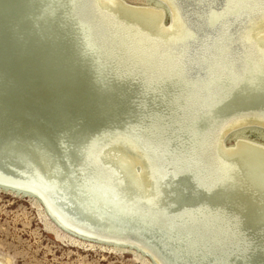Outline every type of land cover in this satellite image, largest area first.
<instances>
[{"label": "rangeland", "instance_id": "374dc122", "mask_svg": "<svg viewBox=\"0 0 264 264\" xmlns=\"http://www.w3.org/2000/svg\"><path fill=\"white\" fill-rule=\"evenodd\" d=\"M124 1L128 2V3L126 2L125 4H127V5L132 4L133 6L134 5L135 6H142V4L145 3V0H124ZM169 1H170L169 4L167 3L169 6L166 3L163 4L166 7V9L161 5H158V6H160L159 8H162V10L165 9V11H166L164 14L165 15L164 19H163V22H165V23L166 22L169 23L170 20H171V22L173 21V17L171 16L172 15V13H171L172 7L175 10V12L177 9H178L177 11L181 10L180 11L181 15H180V13L178 14L179 21L177 23V28L175 31L174 39H178V40L187 39V42L186 41L185 42L180 41L178 43V45L184 44L180 48H183L184 51L186 49V53H187L191 50L190 46H189L191 44V47H196L197 51H198L201 43L203 44L202 39H204V41L207 40V42L211 41L210 48L207 52V57H208L207 58L208 59L207 64H208V62L211 63V61L215 59V56L217 53L222 52L224 49L226 50V52L224 50L223 51L224 53L222 52L219 55L222 57L219 59V62H221L223 60L222 63H224V64H220V65L224 66L222 68V71H221L224 74L219 72L220 73V75H219V73H218V75L220 77L218 76L216 78L214 75L211 79V77L209 76L210 72H208L207 66H205V67L203 66V69L199 70L200 67L198 65H196L197 63L193 64V62H192L193 60H195V58H193V60L189 59L190 54H188L189 56L186 57V59L188 58L187 60L191 61V62L187 61L188 67L186 66L187 70L185 71V74L181 70L180 71H178V70L173 71L172 70L173 68L169 67V66H168V68H169L168 71L171 72V70H172L173 71L172 73L167 74L166 72H164V73L159 72V71H162V68L164 67V65H162L160 62H155L153 56L148 58L147 60H145L146 62L150 61V63H152V64H150V63L144 64L145 61L142 62V57L140 58V56H138L136 51L133 50L131 45H129L128 43H127L128 45L126 46V44H124V42L118 38H116L115 40L112 41L111 39L107 40L106 38L101 37V33L104 30V28H103L104 23L102 22L101 19L103 17L113 19V16L108 17V15H110V14L106 15V14H104V12L103 13L101 12L103 10L105 11V9H103V8L101 9L100 3H98L99 0H97V1L96 0H89V1L88 0H66V1L65 0H0V33H1V36H4V35L8 36V38L10 40V45H11L10 51H8L7 56L4 57V59H5V62L13 68L12 71L15 73V76L13 77V79H15V80L14 81L11 80L8 83V85L12 87L14 92H12L8 95H4L5 93L0 94V105H1L0 106V127H1L0 128L1 129L0 130V137H1L0 138V145H2V146H0V173H1L0 174V178H1L0 179V182H1L0 183V264H156V263L157 264H178V263L181 264L183 262L182 260H185L184 263H182V264H185V263L186 264H188V263L189 264H195V263L196 264H200V263L201 264H216V263L222 264L225 262H226L225 264H228V263L229 264H234V263L235 264H243L241 262H244L245 264H257V263L258 264H264V252H261L264 249V238H263L264 237V235H263L264 234V231H263L264 230V221H263V219L262 220L256 219V221H253V220L250 221L251 217H253L254 214L251 213V211H249V208H250L249 205L247 203L243 202L242 200H240L234 194L232 189H230L232 187L228 186V183L225 181L224 182L222 181V183L224 184V185H222L223 186L222 193H224L222 195L225 199L227 198L226 199L227 201H224V204L218 203V205H217V203L214 204L213 201H209V200L213 199L212 197H218L220 195V194H218V192L221 190L218 189L220 183H218L217 181L215 182V183H217V185L216 184L211 185V186L209 185V189H208L207 185L211 182L212 177H213L212 175L215 174L214 170H216V167L212 166L214 163H213V160L210 157V155L208 156V154L205 153L206 149H208V152H209V146L211 143L210 139H212V141L215 140L214 143L211 144L212 145L211 151L214 150V151H212L213 152L212 156H214L213 159H215V157L217 156L216 157L217 159H215L216 161L214 160L215 163H217V165L220 163V160L223 161L222 157L220 158L216 154V148H217L216 143H218L220 141V139L222 138V135H223L224 136L223 141H227L229 139L227 141L229 143L225 144L223 142V147L221 146L222 153L226 149L232 148L233 145H235L236 140L245 139L247 141H245V140L244 141L248 142L249 144L244 149L255 154L264 163V129H263L264 127L259 128L257 126L251 125V124H244V125H239L236 128H233L227 134L222 133L227 125H229V124L233 123V121L235 122L236 120H239V119L240 120H246V119H249L250 117H259L260 119H262L264 121V119H263V117H264V83L262 84V81L260 80L259 72L253 70V72H251L252 73L251 74L250 72H248L249 68H247L244 73L241 71L242 74L240 76H244V77L239 76V71L244 70L245 64L251 63V56H250L249 52H250V50H253L257 45L256 41L254 40V33H252L254 25L252 23L250 26H248L244 29V28H242L243 25L239 26V25L244 23L243 21H240L241 24H240V22L239 23L236 22L233 25L230 23L233 15H236L235 12L240 11L238 9H241V8H242V10H246V9H249V7L250 8L251 7H253V8L258 7L262 10V12H264V0H253V1H251V0H240V1L239 0H233V1L232 0H212V1L211 0H192V1L191 0H187V1H185V0H169ZM193 1H196L194 4H195V6L198 4L197 7L193 6L194 5ZM120 2H121V0H120ZM241 2H242V4H241ZM261 2H263V3L261 4ZM183 3H185V4H183ZM68 4H69V6H68ZM173 4H174V6L170 7V5H173ZM189 4H192V5H190V7H189ZM226 4H227V6H226ZM260 4L263 6V8H261L262 6H260ZM121 5H120L119 11L122 13H119V14H123V15L127 14ZM144 5L146 6V3ZM152 5L157 6L154 3ZM200 5H202V6H200ZM84 6H86V7H84ZM199 6L201 7L200 9H199ZM182 7H184V8H182ZM234 7H237V8H234ZM196 8H198V9H196ZM91 9L95 10V12L93 14L90 13ZM70 10H71V12H70ZM191 10H193V11H191ZM198 10H200V11H198ZM188 11H189V13H188ZM197 11L199 13H197ZM201 11H203V12H201ZM204 11L205 12L207 11L208 13H204ZM62 12H63V14H62ZM183 12H185L187 14H185V13L183 14ZM224 12H225V14H224ZM176 13H178V12H176ZM69 14L72 16H70ZM194 14H197V16ZM243 14H241V16ZM95 15L100 16V18L95 16ZM225 15H227V16H225ZM186 16L187 17L189 16L190 18H187ZM228 16H230V17H228ZM208 17L210 20H208ZM237 18L239 19L240 17H237ZM115 19L118 20L119 17L116 16ZM194 19L196 20V22L198 21L199 27H200V25H202L203 27L201 26L200 29L194 27V26H196V24L194 23L195 22ZM211 20H213L215 22H213ZM232 20H234V19H232ZM225 21H226V23H228L227 25H225L226 24ZM210 22L214 23L213 26H211L213 30L210 28L211 31L205 25L206 23H210ZM127 23L128 22L123 21V22H121V25L124 27V25H126V26L128 25ZM217 23H220V24H217ZM70 24H72V25H70ZM229 24H231L230 25L231 29L229 28L227 30V34L225 33L226 35L223 38H221V40H219V34L216 31H218L223 26H224V28L228 27ZM190 26H192L193 29ZM215 27H217V29H215ZM181 28H182L183 34H180V33H182L180 30ZM205 28L207 29V31ZM204 29L206 31L205 34L203 33ZM241 29H242V31H241ZM130 30H132V28H130ZM208 30L210 32H208ZM234 30L236 33H233ZM250 30H252V31H250ZM208 33H211V34L208 35ZM216 33L218 35H216ZM238 33H240V35ZM241 33H243V34H241ZM198 34H201V35H198ZM229 34H230V36H229ZM76 35L78 36V38ZM249 36H250V38H249ZM75 37H76V39H75ZM211 37H213V38L211 39ZM68 38L70 40H68ZM231 38H232V41H231ZM233 38L234 39L236 38L235 41ZM80 39H82V40H80ZM193 39H194V41H193ZM214 39H215V41L218 40L219 43H218V41L215 42ZM237 40H239V41L243 40V41L239 42ZM100 41H102V42H100ZM200 41H201V43H200ZM230 41H231V43H230ZM77 42L80 44H78ZM83 42H84V44H83ZM188 42H190V44ZM243 43H245V44L247 43V44L245 45ZM105 44H107V45H105ZM233 45H234V47H233ZM41 46H42V48H41ZM236 46L238 48H242V47H244V48L239 50ZM239 46H242V47H239ZM118 47L122 51L121 55L119 54L121 51L118 50ZM226 47L230 48V49H227ZM109 48H110V50H109ZM222 48H223V50H222ZM99 49H102V50H99ZM127 49L129 50V52H126ZM40 50L41 51L43 50L42 51L43 53L40 52ZM212 50H213V52H212ZM242 50L245 51V53ZM105 51H107V52H105ZM229 51H230V53H229ZM69 53H70V55H69ZM71 53H72V55H71ZM97 54H99L101 57ZM174 54L176 55V52H174ZM228 54H229V56H228ZM108 56H111V57L107 58ZM117 56H119V57L117 58ZM123 56H124V58H123ZM212 56H213V59L211 58ZM248 56H250V57H248ZM223 57H224V59H223ZM97 58H98V61H97ZM130 58H133V59H130ZM232 61H233V63H231V65L234 67H232L230 65V62H232ZM237 61H239V63ZM88 62H90V63H88ZM197 62H198V60H197ZM104 63H105V65H104ZM114 63H115V65H114ZM131 63H132V65H131ZM225 63H227V64H225ZM127 65L129 66V69H128ZM133 65H134V67H133ZM225 65H226V67H225ZM239 65H241V66H239ZM141 66H142V68H141ZM156 67H158V69ZM228 67L231 69L232 74L230 73V69ZM144 68L146 71L144 70ZM194 68H196V69H194ZM115 70H116V72H115ZM218 70H219V68H217V71ZM234 70H235V72H233ZM187 71L189 72V74L187 73ZM195 71H197V73ZM199 71H201V73ZM55 73H56V75H55ZM69 73H71V74H69ZM103 73H104V75H103ZM119 73H121V75ZM205 73H206V75H205ZM256 73H257V75H256ZM196 74L199 77H201V78L198 77L199 80L201 79L203 81V79L205 78L204 80L208 84L202 83L201 81L200 82L194 81V79H197ZM202 74H204V75H202ZM31 75H33V76H31ZM64 75H66V76H64ZM194 75L196 77H194ZM245 75H246V77H245ZM105 76H106V78H105ZM225 76H226V78H225ZM60 78H61V80H60ZM224 78H225V80H224ZM248 78L249 79L251 78V79L249 80ZM80 79H82V80H80ZM125 79H127V80L125 81ZM215 79L218 83L215 81ZM234 79L236 80V82ZM34 80H35V82H34ZM134 80L136 82H134ZM208 80H210L211 82ZM221 80L223 82H221ZM258 80H259V82H257ZM173 81H174V83H173ZM237 81L240 83L233 84L234 82L237 83ZM180 82L182 84H180ZM214 82H216V83H214ZM2 83H4V78L0 75V84H2ZM132 83L134 86L132 85ZM171 84H172L173 88H172ZM183 84H185L186 86H184ZM203 84L206 86H204ZM66 85H67V87H66ZM161 85H163V86H161ZM182 85H183V87H182ZM198 85H201V87H199ZM126 86H128V87H126ZM129 86H130V88H129ZM216 86L217 87L220 86V88L218 89ZM227 86H229L230 88L226 89ZM164 87L166 90L164 89ZM126 88H128L129 90L131 89V90L129 91ZM183 88H185V89L183 90ZM132 89H133V91H132ZM198 89L200 90L199 92H198ZM202 89L203 90L205 89V90L203 91ZM108 90H110V91H108ZM182 90H183V92H182ZM208 90H210V92ZM217 90H219V91H217ZM185 91L186 92L189 91V93L188 92L186 93ZM213 91L215 94L213 93ZM215 91H217L218 93ZM207 92L209 94H207ZM109 93H110V95H109ZM160 93L162 95H160ZM185 93L187 96L184 95ZM201 93L205 94L206 96H203ZM195 94H197V96ZM210 94L212 96H210ZM158 96H159V98H158ZM174 96L176 98H174ZM94 97L96 99H94ZM166 97H168V98H166ZM181 98H182V100H181ZM209 98L213 99V101L210 100ZM49 99H51V100H49ZM166 99H167V101L165 103L164 101ZM204 99H206V100H204ZM81 100H83V101H81ZM138 101L140 103H138ZM150 101H152V102H150ZM193 101H195V102L193 103ZM201 101H202V104H201ZM211 101H212V103L209 104ZM191 102L193 104H191ZM218 102H220V103H218ZM170 103L173 105H170ZM83 107H84V109H83ZM121 107H124V108H121ZM149 108L152 110H150ZM177 110L180 112H178ZM231 110H233V111H231ZM216 111H217V113H216ZM67 112H69V113H67ZM168 113H170V114H168ZM102 114H104V115H102ZM252 114H254V115H252ZM149 115H151V116H149ZM260 115H262V117ZM133 116H135V117H133ZM136 116H137V118H136ZM157 116H158V118L156 119ZM181 116H183L184 119ZM192 116H193V118H192ZM212 117H213V119H212ZM221 117L222 118L225 117V118H223L225 120L221 119ZM234 117H235V119H233ZM186 118L189 121L185 120ZM230 118H231V121H230ZM103 119L105 122L103 121ZM85 120H87V121L85 122ZM167 120H170V121H167ZM57 121H58V123H57ZM81 121H83V122H81ZM100 121L102 123L103 122L104 123L102 124ZM108 121H110V122H108ZM191 121H193V122H191ZM229 121H230V123H229ZM96 122H97V125H95ZM175 122H176V124H174ZM190 122L192 125L190 124ZM196 122H197V125H195ZM1 123H3V124H1ZM80 123L82 124V126ZM182 123H183V125H182ZM210 123H212V125H210ZM221 123H224V124H221ZM193 124L195 125V127ZM57 125H58V127H56ZM89 125H90V127H89ZM106 125H107V127H106ZM207 125H209V126H207ZM47 126H49V127H47ZM97 126L98 127L100 126V127L98 128ZM191 126H193V127H191ZM40 127H41V129H40ZM28 128H29V130H28ZM108 128H110V129H108ZM220 128H222V129H220ZM81 129H84V130H81ZM120 129H121V131H120ZM190 129H194V130H190ZM73 130H75V131H73ZM132 130H133V133H132ZM185 131H187V133ZM184 132L186 135L184 134ZM131 133L134 136H132ZM158 133H159V135H158ZM182 133H183V135H182ZM37 134H38V136H37ZM84 134H87V135L89 134L88 136H90V137L93 135H96V136H93L90 138ZM137 134H138V136H137ZM200 134H202V136ZM62 135H64V136H62ZM116 135H117V137H116ZM213 135H214V138H213ZM43 137H45V138H43ZM65 137H66V139H65ZM128 137H129V139H128ZM139 137L142 139V141L144 140L143 141L144 143H142V141ZM207 137H208V139H207ZM16 138L19 140H17ZM85 138H87V139H85ZM186 138H188L190 141ZM202 138H203V140H202ZM71 139H72V141H70ZM130 139H132L133 141ZM138 139H140V140H138ZM165 139H167V140L165 141ZM185 140H187V142ZM208 140H209V142H208ZM77 141L78 142L81 141V142L78 143ZM100 141L102 144L99 143ZM115 141L116 142L124 141L126 144L131 145L137 152H139L141 154L144 161L146 160L145 164L147 166L149 174L152 176V177L151 176L150 177H151V180L153 183V188L156 187L154 189L152 188L153 193L156 192V193L152 194L153 195L152 197L155 196L153 199L150 200V202L152 201V203H150L145 196H143V195L140 196L139 193H138V195H135L137 193L134 194L133 192L139 191L136 187H133L134 188L133 191L128 190V188L126 187L125 180H124L125 176H124L123 172H121V169L120 170L118 169L116 164L114 166L115 167V169H114V167H113L114 160L112 161V158L110 157V155H108L109 154L108 151H109V147L112 144H114ZM183 141H185L186 143H184ZM196 141H197V143H195ZM205 141L207 142V144ZM57 142L60 144H58ZM82 142L85 143L84 146H83V144H81ZM190 142H192V143H190ZM199 142H200V144H199ZM132 143H134L135 145ZM145 143H147V144H145ZM148 143H149V145H148ZM79 144H80V146H79ZM94 144H96V145H94ZM161 145H162V147H161ZM186 145H187V147H186ZM103 146L104 147L107 146V147L104 148ZM150 146L152 147V149ZM10 147H12V148H10ZM142 147H143V149H142ZM189 147H191V148H189ZM74 148L76 150H74ZM81 148H82V150L83 149H85V150L82 151V150H80ZM146 148H149L151 150L146 149ZM197 148L199 150H197ZM195 149H196V151H195ZM1 151H2V153H1ZM10 151H12V152H10ZM75 151H76V153H75ZM16 153H17V155H14ZM202 153H204V154H202ZM1 154H3V155H1ZM69 154H71V155H69ZM73 154H75V155L77 154L76 158H75V155H73ZM191 155L194 157H192ZM55 156H57V157L55 158ZM91 157H92V159H91ZM57 158L59 160H57ZM195 158H199V159H195ZM207 158H208V160H207ZM12 159H14V161ZM78 159H80V161L82 163ZM201 159L203 160L204 163L202 162ZM77 160L79 161V163ZM84 160H85V162H84ZM105 160L107 161L108 165L106 164ZM173 161H174V164H172ZM175 161H176V163H175ZM194 161L197 163H195ZM12 162H15L17 165L15 163H12ZM205 162L208 164V166ZM87 163H88V165H87ZM193 163H195V164H193ZM1 164H3L4 166ZM102 164H105V165H102ZM9 165H11V166H9ZM199 165H200V167H199ZM220 165H221V163H220ZM88 166H89V168H88ZM53 167H55V170ZM82 167H83V169H82ZM86 167H87V170H86ZM6 168H7V170H6ZM29 168H32L33 170L29 169ZM47 168H48V170H47ZM17 169H18V171H17ZM84 169L86 171H84ZM204 169H205V171H204ZM100 170H103L104 172L100 171ZM12 171H13V173H12ZM23 171H25V173ZM56 171H58L57 175H56ZM95 171H96V173H95ZM33 172H35V173H33ZM63 172H65V173H63ZM155 172L158 175H161V174H163V175L158 177ZM7 173H9V174H7ZM52 173L53 174L55 173V174L53 175ZM61 173H62V175H61ZM82 173L84 175H82ZM85 173L87 174L86 176H85ZM24 174L27 176H25ZM34 174H35V176H34ZM101 174L103 175L102 178H101ZM155 174L157 177L155 176ZM37 175H38V177H37ZM64 175H67V176H64ZM3 176H4V179H3ZM14 176H16V177H14ZM17 176H19V178H17ZM40 176H42V177L44 176L43 179ZM56 176H57V179L55 180ZM78 176H80V177H78ZM87 176H88V178H87ZM39 177H40V180H39ZM61 177H63V178H61ZM104 177H105V179H104ZM5 178H7V182H9V183L6 182ZM31 178H32V180H31ZM64 178L70 183L68 184V182H66V180ZM68 178H70L71 180L70 179L68 180ZM106 178H108V179H106ZM203 178H205V179H203ZM27 179H30V180L28 181ZM59 179H61L63 182ZM86 179H88L89 181L88 180L86 181ZM95 179H97V180H95ZM98 179L101 182H99ZM81 180L83 181L82 185L80 184V183H82ZM121 180H122V182H121ZM192 180H194L193 183H192ZM199 180H201V181H199ZM206 180L207 181L209 180V182L206 183L207 182ZM214 180H216V176H215ZM92 181H93L92 186H94V187H91V185H88V183L91 184ZM102 181H105V182H102ZM155 181L157 182V184ZM42 182H44V184ZM74 182H76V183H74ZM84 182H85V184H84ZM95 182H96V184H95ZM98 182L102 186H100L98 184ZM197 182H199V183H197ZM37 183H38V185H37ZM48 183H50V184H48ZM60 183H62V184H60ZM73 184H74V186H73ZM128 184H129L128 186H131V183H128ZM158 184L160 187L157 186ZM195 184H196V186H195ZM199 184H200V187H198ZM56 185L58 188L56 187ZM106 185L108 188L106 187ZM119 185H120V187H118ZM24 186H26V188ZM31 186L33 188H37V189H38L37 186H39L41 188V189L40 188L38 189L40 192H43V187H44V190L46 191L47 201L42 196L37 194L36 191L34 192L33 188ZM52 186H53V189L51 188ZM69 186H72V187L70 188ZM227 186H228V188H227ZM11 187H12V189H11ZM46 187H49V190ZM61 187H64V188H61ZM54 188H56L57 191ZM90 188H91V190H90ZM109 188H111V189H109ZM92 189L95 191V193L96 192L97 193L95 194L94 192H92L93 191ZM125 189L128 191H126ZM52 190L53 191L55 190L54 193ZM203 190H205V191H203ZM50 191H51V195H50ZM72 191H76V192H73L74 193L73 194V193H71ZM79 191H80V193H79ZM108 191L109 192L111 191V192L108 193ZM117 191L118 192L121 191V192L118 193ZM130 191H131V193H130ZM214 191H215V193H214ZM123 192H125V193H123ZM128 192L130 193V195ZM232 192H233V194H232ZM62 193H64V194H62ZM86 193H88V194H86ZM189 193H190V195H189ZM118 194H122V196H120V195L118 196ZM123 194H126L127 196L123 195ZM186 194H187V196H186ZM203 194L205 195L206 200H205ZM64 195L66 198L64 197ZM96 195H98V196H96ZM198 195H201V197H199ZM234 195H235V197H234ZM68 196L69 197L71 196L72 198H69ZM107 196H109V197H107ZM138 196H139V198H138ZM160 196H161V198H160ZM60 197H61V199H60ZM119 197L120 198L122 197V200ZM126 197H127V200H126ZM157 197L160 199H157ZM185 197H187V198L185 199ZM155 198H156V200H155ZM199 198H201L202 200L204 198V201L200 202L202 204L199 203V201H201V199H199ZM141 199H143V200L146 199V200H144L145 201L144 202ZM161 199L163 202L159 201ZM187 199H189V200H187ZM195 199L197 200V202L195 201ZM198 199H199V201H198ZM44 200L46 203L44 202ZM52 200H53V202H52ZM117 200H118V202H120L121 209H120V206H119V203L117 202ZM153 200H154V202H153ZM70 201H72V202L70 203ZM140 201L141 202L143 201L142 202L143 204ZM205 201L208 202V205ZM47 202H48V204H49V202L52 203L53 205L51 204V206H57L60 209V212L62 213V216H64L65 219H66V217L67 218L69 217V219L73 220L72 222H75V221L77 222L78 220L80 222L79 221H78V223L75 222V225H76L75 228L74 227L72 228L71 226L66 225V222L63 219L60 218V220H59V218H57L56 214H54L55 212L52 213L53 211L51 209V206L49 207ZM58 202L62 205H60ZM110 202H113L112 205ZM125 202L127 205L125 204ZM128 202L130 203V205ZM138 202H140V203H138ZM192 202H193V204H192ZM80 203L81 204L83 203V204L80 205ZM114 203L115 204L117 203V204L114 205ZM195 203H197L196 204L197 206L195 205ZM210 203H212V204H210ZM64 204H66V205H64ZM71 204H72V207H71ZM159 204L161 206L158 207ZM188 204H190V206ZM225 204L227 207L224 206ZM143 205H145V206L143 207ZM169 205H170V207H169ZM209 205H211V206H209ZM61 206L64 207L65 210ZM69 206L71 207V209ZM151 206H152V209H150ZM222 206L224 208H222ZM65 207H67V208L69 207V209L71 211L66 209ZM73 207L75 210L73 209ZM83 207H85V208H83ZM200 207H202V208H200ZM78 208H81V209H78ZM181 208H182V210H181ZM191 208H193L194 210ZM234 208H236V209H234ZM205 209L207 211H205ZM48 210H49V212H48ZM72 210H74V211H72ZM190 210L191 211L193 210L196 213L190 212ZM198 210H200V211L202 210V211L200 212ZM90 211H92V212H90ZM113 211H114V213H113ZM69 212H70V214H69ZM89 212H90V214H89ZM122 212H123V214H122ZM134 212H135V214H134ZM140 212H141V214H140ZM160 212L162 214H159ZM124 213H125V215H124ZM169 213H171L172 215ZM199 213H202V214L200 215ZM88 214L90 215V217H88ZM166 214H167V216H166ZM208 214L210 216H208ZM239 214H240V216H239ZM133 215H135V216L132 217ZM141 215H142V217H141ZM185 215H188V216H185ZM192 215L194 217H192ZM101 216H103V217H101ZM86 217H88V218H86ZM136 217H137V220H136ZM169 217H170V219H169ZM75 218H77V219L79 218V219L77 220ZM95 218H97V219H95ZM190 218L191 219L193 218L194 220H191ZM205 218H206V220H205ZM91 219H92V221H91ZM148 219H150V220H148ZM248 219H249V221H248ZM95 220H97V221L94 222ZM212 220H213V222H212ZM225 220H226V222H225ZM237 220H239V221L236 222ZM101 221L103 222V226H101L102 225ZM177 221H178V223H177ZM179 221H182V224L183 223L184 224L181 226V224H180L181 222H179ZM205 221H207L208 223L206 222L207 224H205ZM85 222L87 223V225ZM98 222H100V223L98 224ZM108 222L110 223L111 226L109 225ZM155 222L157 223V225L155 224ZM151 223H152V225H151ZM243 223H245V224H243ZM126 224H128V225H126ZM198 224H200V225L202 224L201 225L202 228H201V226L199 227ZM214 224H215V226H214ZM223 224H225V225H223ZM238 224H240V225H238ZM241 224L243 226H241ZM146 225L148 227H146ZM155 225H156V227H155ZM195 225L196 226L198 225V226L196 227ZM205 225H206L207 229L205 228ZM80 226L82 227V229ZM174 226H176V227H174ZM79 227H80V229H79ZM86 227L90 228L91 230L87 229ZM104 227H105V230H104ZM116 227H118V228H116ZM193 227H194V229H193ZM230 227H232V228L230 229ZM244 227L248 232L245 231ZM77 228L79 231L77 230ZM122 228H123V230H122ZM160 228H162V229H160ZM209 228H210V230H209ZM212 228H213V230H212V232H210ZM98 229H100V230L102 229V230L100 231ZM190 229H191V231H190ZM198 229L200 231H198ZM150 230H151V233H150ZM153 230H154V232L155 231L156 232L152 233ZM182 230H185V231H182ZM224 230H226V231L224 232ZM75 231L78 233H75ZM98 231H100V232L98 233ZM162 231H163V233H158V232H162ZM167 231H169V232H167ZM175 231H177V233ZM188 231H190V232H188ZM238 231H240V232H238ZM81 232H82V234H81ZM84 232H85V234H84ZM123 232H124V234H123ZM184 232H186L187 234ZM175 233L177 236L175 235ZM216 233H217V235H216ZM148 234H149V236H148ZM165 234H166V236H165ZM244 234H245V236H244ZM92 235H94V236H92ZM219 235H221V236L219 237ZM222 235L224 238L222 237ZM235 235H237V238ZM241 235L244 238H242ZM258 235H261L262 238ZM108 236H110V237H108ZM157 236H160V237H157ZM225 236H227L228 239ZM249 236L251 238H249ZM179 237H180V241H178ZM110 238H111V240H110ZM160 238H162L163 241ZM165 238L167 240H165ZM175 239H177V241ZM191 239H195V240H191ZM196 239H199L200 241L196 240ZM207 239H208V241H207ZM251 240H254V241H251ZM101 241H103V242H101ZM115 241H116V243H115ZM136 241H138V242H136ZM171 241L173 243V246H172ZM210 241H211V243H210ZM220 241H221V243H219ZM261 241H263V242L261 243ZM129 242H130V244H129ZM139 242L140 243L142 242V244H139ZM158 242H159V244H158ZM191 242L193 243L192 245H191ZM254 242H256V243L258 242V243L256 244ZM259 242L261 245H259ZM162 243H164V245H162ZM182 243H184L185 245ZM241 243H244V244H241ZM123 244H125V245L123 246ZM132 244H133V246H132ZM186 244H187V247H186ZM212 244H214V245L212 246ZM238 244L239 245L241 244V245L239 246ZM176 245H177V247H176ZM179 245H180V247H179ZM249 246H251V247H249ZM254 246H255V248H253ZM128 247H129V249H128ZM175 247L177 248L176 250H175ZM188 247H190V250ZM210 247L211 248L214 247L213 248L214 250L211 249ZM222 247H223V249H221ZM145 248H146V250H145ZM229 248H230V250H229ZM234 248H236V249H234ZM194 249H196L197 251ZM217 249L220 251H218ZM251 250L254 251L255 254ZM257 251H258V253H257ZM221 252H223V253H221ZM180 253H182V254H180ZM218 253H220L221 255H219ZM230 253H232L234 256ZM245 253L248 255H245ZM256 253H257V255H256ZM188 254L192 259L190 257L188 258V256H187ZM163 255H165V256H163ZM205 255H207V256H205ZM175 256H177V258ZM209 256H210V258H209ZM213 257H215L214 258L215 261H214ZM261 257H263V258H261ZM187 259H189L190 261L189 260L187 261ZM217 260H219L221 262H218ZM206 261H207V263H206ZM261 262H263V263H261Z\"/></svg>", "mask_w": 264, "mask_h": 264}, {"label": "bare ground", "instance_id": "6f19581e", "mask_svg": "<svg viewBox=\"0 0 264 264\" xmlns=\"http://www.w3.org/2000/svg\"><path fill=\"white\" fill-rule=\"evenodd\" d=\"M66 1V0H65ZM89 1V0H88ZM97 1V0H96ZM185 1H187V0H185ZM192 1V0H191ZM212 1V0H211ZM233 1V0H232ZM240 1V0H239ZM251 1H253V0H251ZM73 2V1H72ZM82 2V1H81ZM127 2V1H126ZM124 0H121V2H120V0L118 1V0H99V2L98 3H100V6H101V9L103 8V9H105V11L103 10V11H101L102 13L104 12V14H106V15H108V14H110V15H108V17L109 16H113V19H109V18H106V17H103L101 20H102V22L104 23V30H103V32L101 33V37H103V38H106L107 40H115L116 38H118V39H120V40H122L123 42H124V44H126V46L129 44V45H131V47H132V49L133 50H135L136 51V53L138 54V56H140V58L142 57V62H144L145 60H147L148 58H150V57H154V60H155V62H160L162 65H164V67L162 68V71H159V72H166L167 74L168 73H172L173 71H175V70H178V71H182V72H184V74H185V71L187 70L186 69V66L188 65L187 63L188 62H191V61H188L187 59H186V57H188L189 55L188 54H190V56H189V59H191V60H193V58H195V60L197 59L198 60V62H197V60L195 61V60H193L192 62H193V64H195V63H197L196 65H198L200 68H199V70L200 69H203V66L205 67V66H207L208 67V72H210V74H209V76L211 77V79H212V77L215 75V77L217 78L219 75H220V73L219 72H221L222 71V68L224 67L223 65H220V64H224V63H222V61L221 62H219V59L220 58H222L221 56H219L224 50H223V48H222V52H220V53H217L216 54V56H215V59L214 60H212L211 61V63H209L208 62V64H207V61H208V57H207V52H208V50H209V48H210V45H211V41L209 42H207V40H205L204 41V39H202L203 40V44L201 43V41H200V43H201V45H200V47H199V50L197 51V48L196 47H191V44H190V42H188L190 45V51L189 52H187L186 53V49H185V51H184V49L183 48H180V47H182V45H184V44H182V45H178V43L180 42V41H183V42H187V39H184V40H178V39H174V37H175V31H176V28H177V23H178V21H179V18H178V14L180 13V11L181 10H179V11H177L176 10V12H178V13H176L175 12V10L173 9V7H172V9H171V13H172V17H173V21L171 22V20H170V22L169 23H165V22H163V19H164V14H165V9H166V7L163 5V4H169V0H145V3H146V6L144 5V4H142V6H133L132 4H125L126 3ZM174 2V1H173ZM184 2V1H183ZM196 1H193V4L195 3ZM235 2V1H234ZM250 2V1H249ZM255 2V1H254ZM128 3V2H127ZM156 4L157 6H153L152 4ZM177 3V2H176ZM187 3V2H186ZM192 3V2H191ZM223 3V2H222ZM258 3V2H257ZM263 2H261V4H262ZM65 4V3H64ZM81 4V3H80ZM122 4V5H121ZM167 4V5H168ZM172 4V3H171ZM183 4H185V3H183ZM188 4V3H187ZM200 4V3H199ZM235 4V3H234ZM238 4V3H237ZM241 4H242V2H241ZM249 4V3H248ZM260 4V6H262ZM120 5L123 7V9H124V11L127 13V14H119V13H122V12H120L119 11V9H120ZM158 5H161V6H163L165 9L164 10H162V8H159L160 6H158ZM182 5V4H181ZM180 5V6H181ZM190 5H192V4H189V7H190ZM198 5V4H197ZM197 5L195 6V4L193 5V6H195V7H197ZM205 5V4H204ZM207 5V4H206ZM68 6H69V4H68ZM169 6V5H168ZM171 6H174V4L173 5H170V7ZM176 6V5H175ZM200 6H202V5H200ZM199 6V9L201 8ZM226 6H227V4H226ZM250 6V5H249ZM84 7H86V6H84ZM99 7V6H98ZM192 7V6H191ZM255 7V6H254ZM180 8V7H179ZM182 8H184V7H182ZM234 8H237V7H234ZM261 8H263V6L261 7ZM69 9V8H68ZM97 9V8H96ZM190 9V8H189ZM196 9H198V8H196ZM233 9V8H232ZM67 10V9H66ZM65 10V11H66ZM202 10V9H201ZM204 10V9H203ZM213 10V9H212ZM221 10V9H220ZM219 10V11H220ZM238 10H240V11H237V12H235V14L236 15H233V17L231 18V24L233 25V24H235L236 22H240V21H243L244 23L243 24H241V22H240V24L241 25H239V26H242V28H246V27H248V26H250L252 23H253V32L252 33H254V40L256 41V47L253 49V50H250V52H249V54H250V56H251V63L249 64V63H247V64H245V68H244V70H240L239 71V76L242 74L241 73V71L244 73L245 71H246V69L247 68H249L248 69V72H253V70H255V71H258L259 72V74H260V80L262 81V84L264 83V12H262V10L260 9V8H258V7H255V8H253V7H249V9H246V10H242V8L241 9H238ZM64 11V12H65ZM79 11V10H78ZM183 11V10H182ZM191 11H193V10H191ZM198 11H200V10H198ZM197 11V13H199ZM209 11V10H208ZM217 11V10H216ZM27 12V11H26ZM70 12H71V10H70ZM95 12V10H90V13H94ZM201 12H203V11H201ZM218 12V11H217ZM74 13V12H73ZM98 13V12H97ZM185 12H183V14H184ZM188 13H189V11H188ZM204 13H208L207 11L205 12L204 11ZM213 13V12H212ZM216 13V12H215ZM219 13V12H218ZM244 13V14H243ZM62 14H63V12H62ZM77 14V13H76ZM75 14V15H76ZM118 14V15H117ZM169 14V13H168ZM185 14H187V13H185ZM224 14H225V12H224ZM227 14V13H226ZM241 14H243L242 16H241ZM32 15V14H31ZM70 15V14H69ZM180 15H181V13H180ZM194 15H196L197 16V14H194ZM206 15V14H205ZM204 15V16H205ZM216 15V14H215ZM218 15V14H217ZM33 16V15H32ZM54 16V15H53ZM66 16V15H65ZM70 16H72V15H70ZM95 16H97V17H99L100 18V16H98V15H95ZM119 17V19L118 20H116L115 19V17ZM225 16H227V15H225ZM231 16V15H230ZM230 16H228V17H230ZM69 17V16H68ZM185 17V16H184ZM187 17V16H186ZM194 17V16H193ZM199 17V16H198ZM237 17H240L239 19L237 18ZM74 18V17H73ZM183 18V17H182ZM187 18H190L189 16L187 17ZM197 18V17H196ZM195 18V19H196ZM201 18V17H200ZM212 18V17H211ZM223 18V17H222ZM172 19V18H171ZM194 19V20H195ZM226 19V18H225ZM224 19V20H225ZM228 19V18H227ZM232 19H234V20H232ZM258 19V20H257ZM95 20V19H94ZM206 20V19H205ZM208 20H210L209 19V17H208ZM221 20V19H220ZM68 21V20H67ZM97 21V20H96ZM100 21V20H99ZM123 21H126V22H128L127 24V26L126 25H124V27L121 25V22H123ZM211 21H213V20H211ZM230 21V20H229ZM65 22V21H64ZM71 22V21H70ZM69 22V23H70ZM207 22V21H206ZM209 22V21H208ZM213 22H215V21H213ZM218 22V21H217ZM195 24H196V26H194V27H196V28H198V29H200L201 28V26L202 25H200V27H199V23H198V21L196 22V20H195V22H194ZM211 23V22H210ZM207 23L208 25H207V27L210 29H212V27L211 26H213V24L214 23ZM225 23H226V21H225ZM246 23V24H245ZM76 24V23H75ZM217 24H220V23H217ZM223 24V23H222ZM228 23H226L225 25H227ZM231 24H229V26L228 27H226V28H224V26L223 27H221L218 31H216L218 34H219V40H221V38H223L226 34H227V30L230 28V25ZM61 25V24H60ZM68 25V24H67ZM70 25H72V24H70ZM69 25V26H70ZM80 26V25H79ZM205 26V25H204ZM218 26V25H217ZM222 26V25H221ZM92 27V26H91ZM134 27V28H133ZM191 28H192V26H190ZM189 27V28H190ZM203 27V26H202ZM233 27V26H232ZM30 28V27H29ZM75 28V27H74ZM86 28V27H85ZM130 28H132V30H130ZM219 28V27H218ZM236 28V27H235ZM84 29V28H83ZM90 29V28H89ZM193 29V28H192ZM197 29V30H198ZM206 29V28H205ZM205 29H204V34H205V32L207 31V29H206V31H205ZM211 29H210V31H211ZM215 29H217V27H215ZM231 29V28H230ZM237 29V28H236ZM240 29V28H239ZM181 30V32H182V28L180 29ZM213 30V29H212ZM92 31V30H91ZM196 31V30H195ZM199 31V30H198ZM203 31V30H202ZM209 30H208V32H210ZM230 31V30H229ZM241 31H242V29H241ZM250 31H252V30H250ZM82 32V31H81ZM187 32V31H186ZM213 32V31H212ZM231 32V31H230ZM65 33V32H64ZM75 33V32H74ZM86 33V32H85ZM97 33V32H96ZM198 33V32H197ZM200 33V32H199ZM215 33V32H214ZM216 33V35H218ZM226 33V34H225ZM229 33V32H228ZM233 33H236L235 32V30H234V32ZM73 34V33H72ZM95 34V33H94ZM180 34H183V32L182 33H180ZM179 34V35H180ZM202 34V33H201ZM201 34H198V35H201ZM207 34V33H206ZM209 34H211V33H208V35ZM239 35H240V33H238ZM241 34H243V33H241ZM84 35V34H83ZM197 35V36H198ZM77 36V35H76ZM181 36V35H180ZM193 36V35H192ZM207 36V35H206ZM213 36V35H212ZM229 36H230V34H229ZM32 37V36H31ZM84 37V36H83ZM194 37V36H193ZM199 37V36H198ZM201 37V36H200ZM204 37V36H203ZM210 37V36H209ZM241 37V36H240ZM77 38H78V36H77ZM88 38V37H87ZM202 38V37H201ZM213 37H211V39H212ZM227 38V37H226ZM229 38V37H228ZM249 38H250V36H249ZM73 39V38H72ZM75 39H76V37H75ZM74 39V40H75ZM83 39V38H82ZM82 39H80V40H82ZM196 39V38H195ZM206 39V38H205ZM234 39V38H233ZM236 39V38H235ZM235 39H234V41H235ZM68 40H70L69 38H68ZM105 40V39H104ZM228 40V39H227ZM253 40V41H254ZM103 41V40H102ZM102 41H100V42H102ZM193 41H194V39H193ZM214 41H215V39H214ZM218 40H216L215 42H217ZM224 41V40H223ZM222 41V42H223ZM231 41H232V38H231ZM231 41H230V43H231ZM237 41H239V40H237ZM236 41V42H237ZM241 41H243V40H240L239 42H241ZM238 42V43H239ZM47 43V42H46ZM72 43V42H71ZM78 43V42H77ZM104 43V42H103ZM128 43V44H127ZM214 43V42H213ZM218 43H219V41H218ZM227 43V42H226ZM235 43V42H234ZM45 44V43H44ZM54 44V43H53ZM78 44H80V43H78ZM83 44H84V42H83ZM91 44V43H90ZM99 44V43H98ZM120 44V43H119ZM217 44V43H216ZM215 44V45H216ZM224 44V43H223ZM222 44V45H223ZM243 44H245V43H243ZM242 44V45H243ZM247 44V43H246ZM245 44V45H246ZM42 45V44H41ZM70 45V44H69ZM105 45H107V44H105ZM228 45V44H227ZM253 45V44H252ZM47 46V45H46ZM50 46V45H49ZM100 46V45H99ZM121 46V45H120ZM197 46V45H196ZM199 46V45H198ZM226 46V45H225ZM224 46V47H225ZM229 46V45H228ZM249 46V45H248ZM74 47V46H73ZM117 47V46H116ZM223 47V46H222ZM233 47H234V45H233ZM237 47V46H236ZM235 47V48H236ZM239 47H242V46H239ZM40 48V47H39ZM41 48H42V46H41ZM47 48V47H46ZM56 48V47H55ZM99 48V47H98ZM101 48V47H100ZM214 48V47H213ZM227 48V47H226ZM238 48V47H237ZM244 47H242V48H238L239 50L240 49H243ZM36 49V48H35ZM104 49V48H103ZM215 49V48H214ZM227 49H230V48H227ZM233 49V48H232ZM237 49V50H238ZM69 50V49H68ZM80 50V49H79ZM78 50V51H79ZM99 50H102V49H99ZM98 50V51H99ZM109 50H110V48H109ZM115 50V49H114ZM118 50H120V48L118 47ZM126 50V49H125ZM216 50V49H215ZM236 50V49H235ZM238 50V51H239ZM43 51V50H42ZM41 50H40V52H42ZM58 51V50H57ZM83 51V50H82ZM113 51V50H112ZM121 51V50H120ZM218 51V50H217ZM243 51V50H242ZM62 52V51H61ZM101 52V51H100ZM105 52H107V51H105ZM115 52V51H114ZM126 52H129V50L127 49V51ZM155 52V53H154ZM174 52H176V55L174 54ZM212 52H213V50H212ZM215 52V51H214ZM219 52V51H218ZM225 52H226V50H225ZM233 52V51H232ZM244 53H245V51H243ZM242 52V53H243ZM43 53V52H42ZM92 53V52H91ZM111 53V52H110ZM121 53H122V51L119 53L120 55H121ZM135 53V54H136ZM224 53V52H223ZM229 53H230V51H229ZM59 54V53H58ZM100 54V53H99ZM99 54H97V55H99ZM102 54V53H101ZM134 54V55H135ZM211 54V53H210ZM214 54V53H213ZM239 54V53H238ZM63 55V54H62ZM69 55H70V53H69ZM71 55H72V53H71ZM225 55V54H224ZM236 55V54H235ZM54 56V55H53ZM66 56V55H65ZM88 56V55H87ZM100 56V55H99ZM98 56V57H99ZM105 56V55H104ZM115 56V55H114ZM113 56V57H114ZM196 56V57H195ZM214 56V55H213ZM213 56L211 57L212 59H213ZM219 56V57H218ZM228 56H229V54H228ZM240 56V55H239ZM244 56V55H243ZM250 56H248V57H250ZM101 57V56H100ZM109 57H111V56H108L107 58H109ZM119 56H117V58H118ZM122 57V56H121ZM131 57V56H130ZM210 57V56H209ZM225 57V56H224ZM224 57H223V59H224ZM232 57V56H231ZM45 58V57H44ZM50 58V57H49ZM123 58H124V56H123ZM135 58V57H134ZM138 58V57H137ZM210 58V59H211ZM33 59V58H32ZM63 59V58H62ZM86 59V58H85ZM96 59V58H95ZM130 59H133V58H130ZM217 59V60H216ZM226 59V58H225ZM228 59V58H227ZM234 59V58H233ZM66 60V59H65ZM103 60V59H102ZM118 60V59H117ZM123 60V59H122ZM138 60V59H137ZM152 60V59H151ZM153 60V61H154ZM229 60V59H228ZM249 60V59H248ZM247 60V61H248ZM62 61V60H61ZM68 61V60H67ZM88 61V60H87ZM97 61H98V58H97ZM100 61V60H99ZM107 61V60H106ZM113 61V60H112ZM121 61V60H120ZM188 61V62H187ZM225 61V60H224ZM231 61V60H230ZM240 61V60H239ZM239 61H237L238 63H239ZM63 62V61H62ZM245 62V61H244ZM49 63V62H48ZM70 63V62H69ZM88 63H90V62H88ZM118 63V62H117ZM146 63H150V61H145L144 62V64H146ZM231 63H233V61L232 62H230V65H231ZM58 64V63H57ZM143 64V63H142ZM150 64H152V63H150ZM192 64V63H191ZM225 64H227V63H225ZM229 64V63H228ZM102 65V64H101ZM104 65H105V63H104ZM114 65H115V63H114ZM113 65V66H114ZM122 65V64H121ZM131 65H132V63H131ZM130 65V66H131ZM136 65V64H135ZM141 65V64H140ZM219 65V66H218ZM229 65V66H230ZM237 65V64H236ZM96 66V65H95ZM108 66V65H107ZM120 66V65H119ZM128 66V65H127ZM138 66V65H137ZM147 66V65H146ZM168 66L169 67H172L173 69V71L171 70V72L170 71H168ZM197 66V67H198ZM232 66V65H231ZM239 66H241V65H239ZM52 67V66H51ZM57 67V66H56ZM55 67V68H56ZM83 67V66H82ZM98 67V66H97ZM102 67V66H101ZM133 67H134V65H133ZM188 67V66H187ZM190 67V66H189ZM225 67H226V65H225ZM232 67H234V66H232ZM231 67V68H232ZM50 68V67H49ZM65 68V67H64ZM76 68V67H75ZM111 68V67H110ZM116 68V67H115ZM125 68V67H124ZM131 68V67H130ZM141 68H142V66H141ZM140 68V69H141ZM157 69H158V67H156ZM217 68H219V70L217 71ZM229 68V67H228ZM98 69V68H97ZM128 69H129V66H128ZM132 69V68H131ZM151 69V68H150ZM194 69H196V68H194ZM193 69V70H194ZM230 69V68H229ZM235 69V68H234ZM252 69V70H251ZM53 70V69H52ZM58 70V69H57ZM60 70V69H59ZM108 70V69H107ZM111 70V69H110ZM117 70V69H116ZM116 70H115V72H116ZM120 70V69H119ZM135 70V69H134ZM138 70V69H137ZM144 70H145V68H144ZM143 70V71H144ZM224 70V69H223ZM101 71V70H100ZM127 71V70H126ZM131 71V70H130ZM136 71V70H135ZM146 71V70H145ZM154 71V70H153ZM206 71V70H205ZM37 72V71H36ZM50 72V71H49ZM71 72V71H70ZM77 72V71H76ZM79 72V71H78ZM84 72V71H83ZM107 72V71H106ZM121 72V71H120ZM177 72V71H176ZM196 73H197V71H195ZM200 73H201V71H199ZM233 72H235V70L233 71ZM51 73V72H50ZM54 73V72H53ZM110 73V72H109ZM136 73V72H135ZM187 73L189 74V72L187 71ZM186 73V74H187ZM218 73H219V75H218ZM222 73V72H221ZM230 73H231V69H230ZM69 74H71V73H69ZM99 74V73H98ZM106 74V73H105ZM118 74V73H117ZM120 75H121V73H119ZM199 74V73H198ZM222 74H224V73H222ZM226 74V73H225ZM232 74V73H231ZM235 74V73H234ZM252 74V73H251ZM35 75V74H34ZM55 75H56V73H55ZM78 75V74H77ZM103 75H104V73H103ZM108 75V74H107ZM157 75V74H156ZM202 75H204V74H202ZM205 75H206V73H205ZM229 75V74H228ZM247 75V74H246ZM246 75H245V77H246ZM249 75V74H248ZM256 75H257V73H256ZM31 76H33V75H31ZM64 76H66V75H64ZM85 76V75H84ZM117 76V75H116ZM129 76V75H128ZM127 76V77H128ZM140 76V75H139ZM150 76V75H149ZM193 76V75H192ZM191 76V77H192ZM196 76H197V79H194V81H196V82H202V83H206V81L203 79V81L200 79H198V75L196 74ZM195 75H194V77H196ZM208 76V77H209ZM252 76V75H251ZM46 77V76H45ZM53 77V76H52ZM136 77V76H135ZM142 77V76H141ZM153 77V76H152ZM170 77V76H169ZM179 77V76H178ZM220 77V76H219ZM224 77V76H223ZM228 77V76H227ZM240 77H244V76H240ZM257 77V76H256ZM62 78V77H61ZM61 78H60V80H61ZM105 78H106V76H105ZM117 78V77H116ZM115 78V79H116ZM133 78V77H132ZM168 78V77H167ZM187 78V77H186ZM199 78H201V77H199ZM225 78H226V76H225ZM225 78H224V80H225ZM229 78V77H228ZM236 78V77H235ZM64 79V78H63ZM83 79V78H82ZM82 79H80V80H82ZM104 79V78H103ZM118 79V78H117ZM134 79V78H133ZM136 79V78H135ZM207 79V78H206ZM230 79V78H229ZM233 79V78H232ZM231 79V80H232ZM241 79V78H240ZM246 79V78H245ZM249 79V78H248ZM251 79V78H250ZM249 79V80H250ZM38 80V79H37ZM43 80V79H42ZM52 80V79H51ZM127 79H125V81H126ZM165 80V79H164ZM218 80V79H217ZM220 80V79H219ZM223 80V79H222ZM221 80V82H223ZM228 80V79H227ZM235 80V79H234ZM53 81V80H52ZM69 81V80H68ZM141 81V80H140ZM153 81V80H152ZM192 81V80H191ZM208 81H210V80H208ZM213 81V80H212ZM215 81H216V79H215ZM239 81V80H238ZM237 81V83H235L236 82V80H235V82L233 83V84H238V83H240V82H238ZM244 81V80H243ZM34 82H35V80H34ZM44 82V81H43ZM49 82V81H48ZM134 82H136L135 80H134ZM155 82V81H154ZM161 82V81H160ZM182 82V81H181ZM180 82V84H182ZM211 82V81H210ZM209 82V83H210ZM217 82V81H216ZM216 82H214V83H216ZM220 82V81H219ZM242 82V81H241ZM245 82V81H244ZM257 82H259V80L257 81ZM61 83V82H60ZM79 83V82H78ZM82 83V82H81ZM84 83V82H83ZM126 83V82H125ZM158 83V82H157ZM169 83V82H168ZM173 83H174V81H173ZM172 83V84H173ZM179 83V82H178ZM192 83V82H191ZM218 83V82H217ZM225 83V82H224ZM246 83V82H245ZM249 83V82H248ZM53 84V83H52ZM62 84V83H61ZM73 84V83H72ZM95 84V83H94ZM108 84V83H107ZM152 84V83H151ZM172 84H171V86H172ZM187 84V83H186ZM199 84V83H198ZM201 84V83H200ZM206 84H208V83H206ZM213 84V83H212ZM223 84V83H222ZM228 84V83H227ZM259 84V83H258ZM50 85V84H49ZM87 85V84H86ZM124 85V84H123ZM132 85H133V83H132ZM160 85V84H159ZM168 85V84H167ZM170 85V84H169ZM184 86H186L185 84H183ZM183 85H182V87H183ZM202 85V84H201ZM201 85H198L199 87H201ZM204 85V84H203ZM19 86V85H18ZM56 86V85H55ZM71 86V85H70ZM91 86V85H90ZM89 86V87H90ZM106 86V85H105ZM134 86V85H133ZM132 86V87H133ZM161 86H163V85H161ZM204 86H206V85H204ZM210 86V85H209ZM208 86V87H209ZM212 86V85H211ZM215 86V85H214ZM226 86V85H225ZM66 87H67V85H66ZM126 87H128V86H126ZM207 87V88H208ZM217 87V86H216ZM42 88V87H41ZM63 88V87H62ZM61 88V89H62ZM94 88V87H93ZM96 88V87H95ZM98 88V87H97ZM102 88V87H101ZM116 88V87H115ZM129 88H130V86H129ZM172 88H173V86H172ZM186 88V87H185ZM185 88H183V90L185 89ZM192 88V87H191ZM204 88V87H203ZM210 88V87H209ZM212 88V87H211ZM218 89L220 88V86H218L217 87ZM228 88H230L229 86H227V88L226 89H228ZM34 89V88H33ZM53 89V88H52ZM69 89V88H68ZM73 89V88H72ZM107 89V88H106ZM126 89H128V88H126ZM163 89V88H162ZM164 89H165V87H164ZM181 89V88H180ZM201 89V88H200ZM225 89V88H224ZM37 90V89H36ZM70 90V89H69ZM99 90V89H98ZM125 90V89H124ZM129 90V89H128ZM131 90V89H130ZM129 90V91H130ZM166 90V89H165ZM179 90V89H178ZM183 90H182V92H183ZM203 90V89H202ZM205 90V89H204ZM203 90V91H204ZM216 90V89H215ZM222 90V89H221ZM51 91V90H50ZM58 91V90H57ZM62 91V90H61ZM68 91V90H67ZM71 91V90H70ZM88 91V90H87ZM97 91V90H96ZM108 91H110V90H108ZM118 91V90H117ZM122 91V90H121ZM132 91H133V89H132ZM168 91V90H167ZM176 91V90H175ZM181 91V90H180ZM200 90L198 89V92H199ZM207 91V90H206ZM209 92H210V90H208ZM212 91V90H211ZM217 91H219V90H217ZM217 91H215V92H217ZM224 91V90H223ZM42 92V91H41ZM54 92V91H53ZM136 92V91H135ZM164 92V91H163ZM186 92V91H185ZM188 93H189V91H187ZM186 92V93H187ZM202 92V91H201ZM49 93V92H48ZM47 93V94H48ZM61 93V92H60ZM87 93V92H86ZM158 93V92H157ZM167 93V92H166ZM186 93L184 94V95H186ZM212 93V92H211ZM213 93H214V91H213ZM218 93V92H217ZM223 93V92H222ZM36 94V93H35ZM54 94V93H53ZM78 94V93H77ZM98 94V93H97ZM104 94V93H103ZM113 94V93H112ZM180 94V93H179ZM202 94V93H201ZM200 94V95H201ZM207 94H209L208 92H207ZM215 94V93H214ZM228 94V93H227ZM50 95V94H49ZM109 95H110V93H109ZM137 95V94H136ZM158 95V94H157ZM160 95H162L161 93H160ZM164 95V94H163ZM182 95V94H181ZM180 95V96H181ZM183 95V96H184ZM196 96H197V94H195ZM203 96H206L205 94H202ZM107 96V95H106ZM133 96V95H132ZM153 96V95H152ZM166 96V95H165ZM179 96V97H180ZM187 96V95H186ZM193 96V95H192ZM209 96V95H208ZM210 96H212L211 94H210ZM56 97V96H55ZM129 97V96H128ZM139 97V96H138ZM156 97V96H155ZM90 98V97H89ZM88 98V99H89ZM121 98V97H120ZM158 98H159V96H158ZM166 98H168V97H166ZM174 98H176L175 96H174ZM199 98V97H198ZM205 98V97H204ZM39 99V98H38ZM94 99H96L95 97H94ZM151 99V98H150ZM149 99V100H150ZM184 99V98H183ZM194 99V98H193ZM210 99V98H209ZM49 100H51V99H49ZM65 100V99H64ZM152 100V99H151ZM159 100V99H158ZM172 100V99H171ZM175 100V99H174ZM181 100H182V98H181ZM186 100V99H185ZM184 100V101H185ZM189 100V99H188ZM196 100V99H195ZM201 100V99H200ZM199 100V101H200ZM204 100H206V99H204ZM210 100H212L213 101V99H210ZM8 101V100H7ZM41 101V100H40ZM81 101H83V100H81ZM87 101V100H86ZM92 101V100H91ZM113 101V100H112ZM134 101V100H133ZM136 101V100H135ZM166 101H167V99L164 101L165 103H166ZM212 101L209 103V104H211L212 103ZM56 102V101H55ZM67 102V101H66ZM85 102V101H84ZM114 102V101H113ZM150 102H152V101H150ZM149 102V103H150ZM154 102V101H153ZM179 102V101H178ZM190 102V101H189ZM195 101H193V103H194ZM206 102V101H205ZM216 102V101H215ZM214 102V103H215ZM86 103V102H85ZM119 103V102H118ZM126 103V102H125ZM138 103H140L139 101H138ZM180 103V102H179ZM192 102H191V104H193ZM218 103H220V102H218ZM223 103V102H222ZM60 104V103H59ZM74 104V103H73ZM90 104V103H89ZM187 104V103H186ZM189 104V103H188ZM200 104V103H199ZM201 104H202V101H201ZM206 104V103H205ZM208 104V105H209ZM224 104V103H223ZM72 105V104H71ZM88 105V104H87ZM120 105V104H119ZM129 105V104H128ZM127 105V106H128ZM165 105V104H164ZM170 105H173V104H171L170 103ZM216 105V104H215ZM1 106V105H0ZM53 106V105H52ZM89 106V105H88ZM130 106V105H129ZM137 106V105H136ZM163 106V105H162ZM194 106V105H193ZM196 106V105H195ZM87 107V106H86ZM96 107V106H95ZM153 107V106H152ZM160 107V106H159ZM169 107V106H168ZM209 107V106H208ZM2 108V107H1ZM12 108V107H11ZM24 108V107H23ZM65 108V107H64ZM81 108V107H80ZM92 108V107H91ZM104 108V107H103ZM121 108H124V107H121ZM163 108V107H162ZM195 108V107H194ZM6 109V108H5ZM83 109H84V107H83ZM150 109V108H149ZM187 109V108H186ZM55 110V109H54ZM62 110V109H61ZM68 110V109H67ZM71 110V109H70ZM136 110V109H135ZM150 110H152V109H150ZM149 110V111H150ZM173 110V109H172ZM211 110V109H210ZM221 110V109H220ZM240 110V109H239ZM60 111V110H59ZM64 111V110H63ZM75 111V110H74ZM100 111V110H99ZM140 111V110H139ZM148 111V112H149ZM178 111V110H177ZM197 111V110H196ZM212 111V110H211ZM228 111V110H227ZM231 111H233V110H231ZM18 112V111H17ZM16 112V113H17ZM34 112V111H33ZM71 112V111H70ZM73 112V111H72ZM86 112V111H85ZM122 112V111H121ZM128 112V111H127ZM163 112V111H162ZM167 112V111H166ZM178 112H180V111H178ZM204 112V111H203ZM248 112V111H247ZM13 113V112H12ZM42 113V112H41ZM67 113H69V112H67ZM98 113V112H97ZM136 113V112H135ZM171 113V112H170ZM170 113H168V114H170ZM188 113V112H187ZM216 113H217V111H216ZM229 113V112H228ZM231 113V112H230ZM65 114V113H64ZM75 114V113H74ZM134 114V113H133ZM153 114V113H152ZM176 114V113H175ZM180 114V113H179ZM193 114V113H192ZM224 114V113H223ZM226 114V113H225ZM232 114V113H231ZM24 115V114H23ZM102 115H104V114H102ZM160 115V114H159ZM184 115V114H183ZM247 115V114H246ZM250 115V114H249ZM252 115H254V114H252ZM44 116V115H43ZM48 116V115H47ZM68 116V115H67ZM82 116V115H81ZM149 116H151V115H149ZM162 116V115H161ZM189 116V115H188ZM216 116V115H215ZM231 116V115H230ZM261 117H262V115H260ZM55 117V116H54ZM77 117V116H76ZM99 117V116H98ZM133 117H135V116H133ZM155 117V116H154ZM169 117V116H168ZM176 117V116H175ZM180 117V116H179ZM182 118H183V116H181ZM186 117V116H185ZM218 117V116H217ZM227 117V116H226ZM233 117V116H232ZM245 117V116H244ZM70 118V117H69ZM68 118V119H69ZM128 118V117H127ZM136 118H137V116H136ZM158 118V116L156 117V119ZM161 118V117H160ZM159 118V119H160ZM177 118V117H176ZM181 118V119H182ZM192 118H193V116H192ZM223 118H225V117H223ZM222 117H221V119H223ZM229 118V117H228ZM238 118V117H237ZM242 118V117H241ZM32 119V118H31ZM46 119V118H45ZM64 119V118H63ZM73 119V118H72ZM91 119V118H90ZM89 119V120H90ZM95 119V118H94ZM105 119V118H104ZM104 119H103V121H104ZM153 119V118H152ZM173 119V118H172ZM184 119V118H183ZM212 119H213V117H212ZM233 119H235V117L233 118ZM243 119V118H242ZM246 119V118H245ZM263 119H264V117H263ZM47 120V119H46ZM88 120V121H89ZM185 120H188L187 118L185 119ZM194 120V119H193ZM223 120H225V119H223ZM36 121V120H35ZM45 121V120H44ZM87 120H85V122H86ZM117 121V120H116ZM162 121V120H161ZM167 121H170V120H167ZM172 121V120H171ZM182 121V120H181ZM189 121V120H188ZM195 121V120H194ZM197 121V120H196ZM210 121V120H209ZM230 121H231V118H230ZM230 121H229V123H230ZM31 122V121H30ZM61 122V121H60ZM81 122H83V121H81ZM101 122V121H100ZM105 122V121H104ZM103 122V123H104ZM108 122H110V121H108ZM150 122V121H149ZM173 122V121H172ZM186 122V121H185ZM191 122H193V121H191ZM191 122H190V124H191ZM218 122V121H217ZM42 123V122H41ZM44 123V122H43ZM57 123H58V121H57ZM68 123V122H67ZM89 123V122H88ZM102 123V122H101ZM102 123V124H103ZM163 123V122H162ZM168 123V122H167ZM225 123V122H224ZM224 123H221V124H224ZM1 124H3V123H1ZM76 124V123H75ZM81 124V123H80ZM93 124V123H92ZM91 124V125H92ZM100 124V123H99ZM116 124V123H115ZM118 124V123H117ZM132 124V123H131ZM136 124V123H135ZM169 124V123H168ZM174 124H176V122L174 123ZM185 124V123H184ZM215 124V123H214ZM228 124V123H227ZM244 124H251V125H254V126H257V127H259V128H263L264 127V121L262 120V119H260L259 117H250L249 119H246V120H236L235 122L233 121V123H231V124H229V125H227L226 127H225V129L223 130V132L222 133H224V134H227V133H229V131H231L233 128H236V127H238L239 125H244ZM21 125V124H20ZM53 125V124H52ZM62 125V124H61ZM87 125V124H86ZM94 125V124H93ZM95 125H97V122L95 123ZM105 125V124H104ZM108 125V124H107ZM107 125H106V127H107ZM113 125V124H112ZM179 125V124H178ZM182 125H183V123H182ZM186 125V124H185ZM192 125V124H191ZM194 125V124H193ZM195 125H197V122H196V124ZM195 125H194V127H195ZM210 125H212V123H210ZM43 126V125H42ZM81 126H82V124H81ZM101 126V125H100ZM99 126V127H100ZM123 126V125H122ZM189 126V125H188ZM207 126H209V125H207ZM214 126V125H213ZM221 126V125H220ZM225 126V125H224ZM223 126V127H224ZM4 127V126H3ZM45 127V126H44ZM43 127V128H44ZM47 127H49V126H47ZM52 127V126H51ZM54 127V126H53ZM56 127H58V125L56 126ZM77 127V126H76ZM89 127H90V125H89ZM98 127V126H97ZM98 127V128H99ZM119 127V126H118ZM134 127V126H133ZM168 127V126H167ZM171 127V126H170ZM183 127V126H182ZM185 127V126H184ZM190 127V126H189ZM191 127H193V126H191ZM222 127V126H221ZM1 128V127H0ZM37 128V127H36ZM64 128V127H63ZM127 128V127H126ZM169 128V127H168ZM173 128V127H172ZM188 128V127H187ZM207 128V127H206ZM6 129V128H5ZM4 129V130H5ZM40 129H41V127H40ZM45 129V128H44ZM85 129V128H84ZM84 129H81V130H84ZM91 129V128H90ZM89 129V130H90ZM103 129V128H102ZM106 129V128H105ZM104 129V130H105ZM108 129H110V128H108ZM123 129V128H122ZM181 129V128H180ZM185 129V128H184ZM183 129V130H184ZM189 129V128H188ZM220 129H222V128H220ZM264 129V128H263ZM1 130V129H0ZM28 130H29V128H28ZM37 130V129H36ZM80 130V131H81ZM87 130V129H86ZM103 130V131H104ZM119 130V129H118ZM134 130V129H133ZM133 130H132V133H133ZM142 130V129H141ZM182 130V129H181ZM190 130H194V129H190ZM211 130V129H210ZM219 130V129H218ZM27 131V130H26ZM33 131V130H32ZM38 131V130H37ZM68 131V130H67ZM73 131H75V130H73ZM120 131H121V129H120ZM126 131V130H125ZM174 131V130H173ZM5 132V131H4ZM36 132V131H35ZM47 132V131H46ZM51 132V131H50ZM79 132V131H78ZM93 132V131H92ZM91 132V133H92ZM114 132V131H113ZM186 133H187V131H185ZM185 132H184V134H185ZM215 132V131H214ZM53 133V132H52ZM116 133V132H115ZM125 133V132H124ZM132 133H131V135H132ZM209 133V132H208ZM217 133V132H216ZM10 134V133H9ZM45 134V133H44ZM60 134V133H59ZM76 134V133H75ZM74 134V135H75ZM108 134V133H107ZM113 134V133H112ZM141 134V133H140ZM139 134V135H140ZM154 134V133H153ZM161 134V133H160ZM189 134V133H188ZM194 134V133H193ZM192 134V135H193ZM203 134V133H202ZM202 134H200L201 136H202ZM211 134V133H210ZM218 134V133H217ZM49 135V134H48ZM77 135V134H76ZM82 135V134H81ZM84 135H86V136H88L87 134H84ZM122 135V134H121ZM125 135V134H124ZM130 135V134H129ZM128 135V136H129ZM130 135V136H131ZM158 135H159V133H158ZM182 135H183V133H182ZM186 135V134H185ZM195 135V134H194ZM199 135V134H198ZM204 135V134H203ZM212 135V134H211ZM215 135V134H214ZM214 135H213V138H214ZM6 136V135H5ZM37 136H38V134H37ZM41 136V135H40ZM47 136V135H46ZM62 136H64V135H62ZM93 136H96V135H93ZM93 136H91V137H93ZM102 136V135H101ZM114 136V135H113ZM127 136V135H126ZM132 136H134V135H132ZM137 136H138V134H137ZM150 136V135H149ZM155 136V135H154ZM206 136V135H205ZM11 137V136H10ZM76 137V136H75ZM85 137V136H84ZM88 137H90V136H88ZM90 137V138H91ZM98 137V136H97ZM105 137V136H104ZM116 137H117V135H116ZM124 137V136H123ZM136 137V136H135ZM134 137V138H135ZM186 137V136H185ZM252 137V136H251ZM258 137V136H257ZM1 138V137H0ZM31 138V137H30ZM38 138V137H37ZM43 138H45V137H43ZM48 138V137H47ZM53 138V137H52ZM70 138V137H69ZM72 138V137H71ZM112 138V137H111ZM140 138V137H139ZM4 139V138H3ZM17 139V138H16ZM63 139V138H62ZM65 139H66V137H65ZM83 139V138H82ZM85 139H87V138H85ZM96 139V138H95ZM113 139V138H112ZM116 139V138H115ZM128 139H129V137H128ZM127 139V140H128ZM141 139V138H140ZM140 139H138V140H140ZM146 139V138H145ZM160 139V138H159ZM185 139V138H184ZM186 139H188V138H186ZM199 139V138H198ZM206 139V138H205ZM207 139H208V137H207ZM17 140H19V139H17ZM24 140V139H23ZM42 140V139H41ZM58 140V139H57ZM77 140V139H76ZM80 140V139H79ZM78 140V141H79ZM102 140V139H101ZM109 140V139H108ZM121 140V139H120ZM125 140V139H124ZM130 140H132V139H130ZM158 140V139H157ZM167 139H165V141H166ZM189 140V139H188ZM202 140H203V138H202ZM224 140V136L222 135V138L220 139V141L218 142V143H216V145H217V148H216V154L218 155V157H222V159H223V161H221L220 160V163H221V165H220V163L217 165V163H215V159H217L216 157H215V159H213V157L214 156H212V151H214V150H212L211 151V144L212 143H214V141H212V139H210V141H211V143H210V146H209V152H208V149H206V151H205V153L206 154H208V156L210 155V157L212 158V160H213V167H216V170H214L215 171V174L214 175H212L213 177H212V180H211V182L207 185L208 186V189H209V185L211 186V185H217V183H215L216 181L218 182V183H220L219 184V187H218V189L219 190H221V191H219L218 192V194H220L218 197H212L213 199L212 200H209V201H213V203L215 204V203H217V205H218V203L219 204H224V201H227L224 197H223V195L222 194H224V193H222V190H223V186L222 185H224L223 183H222V181L224 182H227L228 183V186H230V187H232V188H230V189H232V191L234 192V194L240 199V200H242L243 202H245V203H247L248 205H249V211H251V213H253L254 215H253V217H251V220L250 221H256V219L257 220H262L263 219V221H264V163L259 159V157H257L255 154H253V153H251V152H249L248 150H246V149H244V148H246L247 146H248V142H245V141H247V140H245V139H242V140H236L235 141V145H233V147L232 148H230V149H226L223 153H222V151H221V146L223 147V142L225 143V144H227V143H229V142H227V141H223ZM245 140V141H244ZM48 141V140H47ZM70 141H72V139L70 140ZM77 141V142H78ZM83 141V140H82ZM105 141V140H104ZM117 141V140H116ZM115 141V143L114 144H112L110 147H109V151H108V155H110V157L112 158V161L114 160V165H113V167L115 166V164L117 165V167H118V169L120 170L121 169V172H123V174H124V180H125V183H126V187L128 188V190H134V188L133 187H136L139 191H134L133 193L135 194V193H137V194H135V195H138V193L140 194V196L141 195H143V196H145L146 198H147V200L150 202V200L151 199H153L154 197H152L153 195L152 194H154V193H156V192H154L153 193V189L154 188H156V187H154L153 188V183H152V180H151V175L149 174V172H148V169H147V166H146V164H145V161H144V159L142 158V156H141V154L139 153V152H137L131 145H129V144H126L124 141H119V142H116ZM133 141V140H132ZM141 141H142V139H141ZM144 141V140H143ZM142 141V143H144ZM149 141V140H148ZM186 142H187V140H185ZM185 141H183L184 143H186ZM190 141V140H189ZM195 141V140H194ZM234 141V140H233ZM232 141V142H233ZM4 142V141H3ZM76 142V141H75ZM81 142V141H80ZM80 142H78V143H80ZM85 142V141H84ZM96 142V141H95ZM140 142V141H139ZM203 142V141H202ZM206 142V141H205ZM208 142H209V140H208ZM18 143V142H17ZM20 143V142H19ZM30 143V142H29ZM45 143V142H44ZM53 143V142H52ZM58 143V142H57ZM56 143V144H57ZM62 143V142H61ZM70 143V142H69ZM100 144H102L101 143V141L99 142ZM153 143V142H152ZM168 143V142H167ZM190 143H192V142H190ZM195 143H197V141L195 142ZM6 144V143H5ZM9 144V143H8ZM38 144V143H37ZM41 144V143H40ZM58 144H60V143H58ZM77 144V143H76ZM75 144V145H76ZM81 144H83V146H84V144L85 143H81ZM98 144V143H97ZM132 144H134V143H132ZM145 144H147V143H145ZM179 144V143H178ZM194 144V143H193ZM192 144V145H193ZM199 144H200V142H199ZM204 144V143H203ZM206 144H207V142H206ZM209 144V143H208ZM252 144V143H251ZM4 145V144H3ZM10 145V144H9ZM36 145V144H35ZM87 145V144H86ZM94 145H96V144H94ZM104 145V144H103ZM135 145V144H134ZM148 145H149V143H148ZM154 145V144H153ZM182 145V144H181ZM0 146H2V145H0ZM16 146V145H15ZM52 146V145H51ZM79 146H80V144H79ZM137 146V145H136ZM142 146V145H141ZM157 146V145H156ZM164 146V145H163ZM200 146V145H199ZM70 147V146H69ZM78 147V146H77ZM100 147V146H99ZM104 147V146H103ZM107 146H105L104 148H106ZM151 147V146H150ZM161 147H162V145H161ZM186 147H187V145H186ZM204 147V146H203ZM10 148H12V147H10ZM31 148V147H30ZM33 148V147H32ZM49 148V147H48ZM47 148V149H48ZM52 148V147H51ZM76 148V147H75ZM74 148V150H76ZM79 148V147H78ZM77 148V149H78ZM85 148V147H84ZM141 148V147H140ZM139 148V149H140ZM189 148H191V147H189ZM199 148V147H198ZM197 148V150H199ZM7 149V148H6ZM21 149V148H20ZM56 149V148H55ZM73 149V148H72ZM102 149V148H101ZM142 149H143V147H142ZM146 149H149V148H146ZM151 149H152V147H151ZM151 149H149V150H151ZM187 149V148H186ZM2 150V149H1ZM10 150V149H9ZM15 150V149H14ZM79 150V149H78ZM80 150H82V148L80 149ZM83 150H85V149H83ZM82 150V151H83ZM96 150V149H95ZM98 150V149H97ZM104 150V149H103ZM191 150V149H190ZM202 150V149H201ZM205 150V149H204ZM6 151V150H5ZM16 151V150H15ZM58 151V150H57ZM139 151V150H138ZM144 151V150H143ZM195 151H196V149H195ZM10 152H12V151H10ZM41 152V151H40ZM55 152V151H54ZM88 152V151H87ZM101 152V151H100ZM141 152V151H140ZM151 152V151H150ZM153 152V151H152ZM188 152V151H187ZM202 152V151H201ZM1 153H2V151H1ZM7 153V152H6ZM27 153V152H26ZM63 153V152H62ZM70 153V152H69ZM75 153H76V151H75ZM194 154V153H193ZM202 154H204V153H202ZM1 155H3V154H1ZM10 155V154H9ZM14 155H17V153L16 154H14ZM21 155V154H20ZM57 155V154H56ZM68 155V154H67ZM69 155H71V154H69ZM73 155H75V154H73ZM77 155V154H76ZM76 155H75V158H76ZM81 155V154H80ZM101 155V154H100ZM105 155V154H104ZM107 155V154H106ZM199 155V154H198ZM215 155V154H214ZM12 156V155H11ZM86 156V155H85ZM192 156V155H191ZM190 156V157H191ZM197 156V155H196ZM2 157V156H1ZM57 156H55V158H56ZM144 157V156H143ZM149 157V156H148ZM192 157H194V156H192ZM203 157V156H202ZM11 158V157H10ZM159 158V157H158ZM168 158V157H167ZM166 158V159H167ZM9 159V158H8ZM69 159V158H68ZM74 159V158H73ZM91 159H92V157H91ZM105 159V158H104ZM103 159V160H104ZM110 159V158H109ZM150 159V158H149ZM165 159V158H164ZM195 159H199V158H195ZM5 160V159H4ZM13 161H14V159H12ZM57 160H59L58 158H57ZM66 160V159H65ZM70 160V159H69ZM76 160V159H75ZM79 161H80V159H78ZM77 160V161H78ZM100 160V159H99ZM171 160V159H170ZM202 160V159H201ZM205 160V159H204ZM207 160H208V158H207ZM211 160V161H212ZM215 160V161H214ZM56 161V160H55ZM79 161H78V163H79ZM106 161V160H105ZM110 161V160H109ZM158 161V160H157ZM190 161V160H189ZM200 161V160H199ZM210 161V162H211ZM34 162V161H33ZM62 162V161H61ZM65 162V161H64ZM81 162V161H80ZM84 162H85V160H84ZM169 162V161H168ZM195 162V161H194ZM201 162V161H200ZM202 162H203V160H202ZM12 163H15V162H12ZM45 163V162H44ZM50 163V162H49ZM82 163V162H81ZM100 163V162H99ZM175 163H176V161H175ZM195 163H197V162H195ZM195 163H193V164H195ZM204 163V162H203ZM202 163V164H203ZM206 163V162H205ZM224 163V164H223ZM5 164V163H4ZM16 164V163H15ZM22 164V163H21ZM30 164V163H29ZM62 164V163H61ZM71 164V163H70ZM93 164V163H92ZM97 164V163H96ZM101 164V163H100ZM106 164H107V161H106ZM110 164V163H109ZM166 164V163H165ZM172 164H174V161H173V163ZM207 164V163H206ZM205 164V165H206ZM216 164V165H215ZM1 165H3V164H1ZM17 165V164H16ZM57 165V164H56ZM80 165V164H79ZM82 165V164H81ZM87 165H88V163H87ZM90 165V164H89ZM102 165H105V164H102ZM108 165V164H107ZM4 166V165H3ZM8 166V165H7ZM9 166H11V165H9ZM35 166V165H34ZM40 166V165H39ZM42 166V165H41ZM47 166V165H46ZM51 166V165H50ZM65 166V165H64ZM84 166V165H83ZM207 166H208V164H207ZM6 167V166H5ZM18 167V166H17ZM61 167V166H60ZM92 167V166H91ZM98 167V166H97ZM104 167V166H103ZM195 167V166H194ZM198 167V166H197ZM196 167V168H197ZM199 167H200V165H199ZM202 167V166H201ZM212 167V168H213ZM22 168V167H21ZM28 168V167H27ZM41 168V167H40ZM54 168V170H55V167H53ZM88 168H89V166H88ZM107 168V167H106ZM154 168V167H153ZM164 168V167H163ZM206 168V167H205ZM2 169V168H1ZM29 169H32V168H29ZM46 169V168H45ZM51 169V168H50ZM60 169V168H59ZM58 169V170H59ZM76 169V168H75ZM82 169H83V167H82ZM96 169V168H95ZM114 169H115V167H114ZM161 169V168H160ZM198 169V168H197ZM200 169V168H199ZM6 170H7V168H6ZM10 170V169H9ZM13 170V169H12ZM33 170V169H32ZM31 170V171H32ZM47 170H48V168H47ZM79 170V169H78ZM86 170H87V167H86ZM85 169H84V171H86ZM150 170V169H149ZM201 170V169H200ZM207 170V169H206ZM17 171H18V169H17ZM44 171V170H43ZM67 171V170H66ZM65 171V172H66ZM93 171V170H92ZM100 171H103V170H100ZM166 171V170H165ZM172 171V170H171ZM204 171H205V169H204ZM8 172V171H7ZM24 173H25V171H23ZM28 172V171H27ZM37 172V171H36ZM57 172L58 171H56V175H57ZM65 172H63V173H65ZM71 172V171H70ZM80 172V171H79ZM88 172V171H87ZM104 172V171H103ZM110 172V171H109ZM207 172V171H206ZM12 173H13V171H12ZM16 173V172H15ZM33 173H35V172H33ZM39 173V172H38ZM95 173H96V171H95ZM98 173V172H97ZM112 173V172H111ZM156 173V172H155ZM214 173V172H213ZM1 174V173H0ZM7 174H9V173H7ZM20 174V173H19ZM22 174V173H21ZM29 174V173H28ZM45 174V173H44ZM47 174V173H46ZM53 174V173H52ZM55 174V173H54ZM53 174V175H54ZM67 174V173H66ZM70 174V173H69ZM68 174V175H69ZM100 174V173H99ZM98 174V175H99ZM116 174V173H115ZM122 174V173H121ZM152 174V173H151ZM154 174V173H153ZM157 174V173H156ZM156 174H155V176H156ZM175 174V173H174ZM196 174V173H195ZM201 174V173H200ZM4 175V174H3ZM6 175V174H5ZM25 175V174H24ZM61 175H62V173H61ZM73 175V174H72ZM82 175H84L83 173H82ZM87 174L85 173V176H86ZM94 175V174H93ZM96 175V174H95ZM106 175V174H105ZM108 175V174H107ZM119 175V174H118ZM161 175H163V174H161ZM161 175H158L157 174V176L159 177V176H161ZM209 175V174H208ZM8 176V175H7ZM11 176V175H10ZM23 176V175H22ZM25 176H27V175H25ZM34 176H35V174H34ZM48 176V175H47ZM50 176V175H49ZM60 176V175H59ZM64 176H67V175H64ZM70 176V175H69ZM92 176V175H91ZM102 174H101V178H102ZM114 176V175H113ZM116 176V175H115ZM123 176V175H122ZM151 176V177H150ZM156 176V177H157ZM201 176V175H200ZM207 176V175H206ZM215 176H216V180H214V178H215ZM6 177V176H5ZM12 177V176H11ZM14 177H16V176H14ZM32 177V176H31ZM37 177H38V175H37ZM40 177H42V176H40ZM40 177H39V180H40ZM44 177V176H43ZM43 177H42V179H43ZM51 177V176H50ZM53 177V176H52ZM78 177H80V176H78ZM98 177V176H97ZM100 177V176H99ZM110 177V176H109ZM194 177V176H193ZM17 178H19V176H17ZM16 178V179H17ZM29 178V177H28ZM60 178V177H59ZM61 178H63V177H61ZM67 178V177H66ZM87 178H88V176H87ZM123 178V177H122ZM202 178V177H201ZM206 178V177H205ZM205 178H203V179H205ZM209 178V177H208ZM1 179V178H0ZM3 179H4V176H3ZM6 179V182H7V178H5ZM11 179V178H10ZM13 179V178H12ZM15 179V180H16ZM41 179V180H42ZM57 179V176H56V178H55V180ZM65 179V178H64ZM70 178H68V180H69ZM73 179V178H72ZM76 179V178H75ZM80 179V178H79ZM85 179V178H84ZM94 179V178H93ZM104 179H105V177H104ZM106 179H108V178H106ZM113 179V178H112ZM164 179V178H163ZM195 179V178H194ZM207 179V178H206ZM28 181L30 180V179H27ZM31 180H32V178H31ZM59 180H61V179H59ZM66 180V179H65ZM71 180V179H70ZM77 180V179H76ZM88 179H86V181H87ZM95 180H97V179H95ZM102 180V179H101ZM114 180V179H113ZM117 180V179H116ZM166 180V179H165ZM4 181V180H3ZM9 181V180H8ZM44 181V180H43ZM54 181V180H53ZM62 181V180H61ZM82 181V180H81ZM89 181V180H88ZM91 181V180H90ZM98 181H99V179H98ZM107 181V180H106ZM161 181V180H160ZM159 181V182H160ZM199 181H201V180H199ZM207 181V180H206ZM5 182V183H6ZM11 182V181H10ZM33 182V181H32ZM38 182V181H37ZM59 182V181H58ZM63 182V181H62ZM66 182H68L67 180H66ZM72 182V181H71ZM99 182H101V181H99ZM99 182H98V184H99ZM102 182H105V181H102ZM121 182H122V180H121ZM124 182V181H123ZM131 183V186H128L129 184L128 183ZM156 182V181H155ZM188 182V181H187ZM194 182V180H192V183ZM196 182V181H195ZM209 182V180L206 182V183H208ZM1 183V182H0ZM7 183H9V182H7ZM15 183V182H14ZM19 183V182H18ZM29 183V182H28ZM43 184H44V182H42ZM52 183V182H51ZM70 182H68V184H69ZM73 183V182H72ZM74 183H76V182H74ZM80 183V182H79ZM88 183V182H87ZM111 183V182H110ZM197 183H199V182H197ZM11 184V183H10ZM9 184V185H10ZM21 184V183H20ZM48 184H50V183H48ZM55 184V183H54ZM53 184V185H54ZM60 184H62V183H60ZM67 184V183H66ZM81 185L83 184V181H82V183H80ZM84 184H85V182H84ZM92 184H93V181H92V183L91 184H89L88 183V185H91V187H94V186H92ZM95 184H96V182H95ZM105 184V183H104ZM122 184V183H121ZM156 184H157V182H156ZM155 184V185H156ZM181 184V183H180ZM191 184V183H190ZM22 185V184H21ZM27 185V184H26ZM37 185H38V183H37ZM46 185V184H45ZM100 186H102L101 184H99ZM111 185V184H110ZM162 185V184H161ZM168 185V184H167ZM11 186V185H10ZM20 186V185H19ZM29 186V185H28ZM44 186V185H43ZM60 186V185H59ZM64 186V185H63ZM73 186H74V184H73ZM105 186V185H104ZM124 186V185H123ZM122 186V187H123ZM157 186H159V184L157 185ZM173 186V185H172ZM191 186V185H190ZM195 186H196V184H195ZM206 186V187H207ZM228 186H227V188H228ZM4 187V186H3ZM22 187V186H21ZM20 187V188H21ZM25 188H26V186H24ZM32 187V186H31ZM38 187V189L40 188L39 186H37ZM55 187V186H54ZM56 187H57V185H56ZM70 188L72 187V186H69ZM84 187V186H83ZM82 187V188H83ZM98 187V186H97ZM106 187H107V185H106ZM114 187V186H113ZM116 187V186H115ZM118 187H120V185L118 186ZM125 187V186H124ZM160 187V186H159ZM164 187V186H163ZM194 187V186H193ZM198 187H200V184H199V186ZM213 187V186H212ZM14 188V187H13ZM16 188V187H15ZM30 188V187H29ZM33 188V187H32ZM46 188H48V190H49V187H46ZM52 189H53V186L51 187ZM58 188V187H57ZM61 188H64V187H61ZM108 188V187H107ZM153 188V189H152ZM170 188V187H169ZM191 188V187H190ZM195 188V187H194ZM202 188V187H201ZM11 189H12V187H11ZM35 189V190H34ZM37 188H33V191L35 192H37V194H39L40 196H42L46 201H47V196H46V191L44 190V187H43V192H40L39 190H38ZM41 189V188H40ZM55 190H56V188H54ZM69 189V188H68ZM94 189V188H93ZM92 189V190H93ZM100 189V188H99ZM102 189V188H101ZM109 189H111V188H109ZM114 189V188H113ZM123 189V188H122ZM184 189V188H183ZM187 189V188H186ZM18 190V189H17ZM22 190V189H21ZM26 190V189H25ZM54 190V191H55ZM60 190V189H59ZM90 190H91V188H90ZM104 190V189H103ZM126 190V189H125ZM128 190H126V191H128ZM159 190V189H158ZM170 190V189H169ZM182 190V189H181ZM194 190V189H193ZM53 191V190H52ZM54 191H53V193H54ZM57 191V190H56ZM61 191V190H60ZM64 191V190H63ZM66 191V190H65ZM77 191V190H76ZM76 191H72L71 193H73V192H76ZM101 191V190H100ZM115 191V190H114ZM156 191V190H155ZM187 191V190H186ZM200 191V190H199ZM203 191H205V190H203ZM208 191V190H207ZM225 191V190H224ZM223 191V192H224ZM83 192V191H82ZM85 192V191H84ZM92 192H94L95 193V191L93 190ZM111 192V191H110ZM109 191H108V193H110ZM118 192V191H117ZM119 192H121V191H119ZM118 192V193H119ZM164 192V191H163ZM184 192V191H183ZM209 192V191H208ZM227 192V191H226ZM233 192H232V194H233ZM27 193V192H26ZM48 193V192H47ZM57 193V192H56ZM67 193V192H66ZM65 193V194H66ZM70 193V192H69ZM70 193V194H71ZM78 193V192H77ZM79 193H80V191H79ZM90 193V192H89ZM97 193V192H96ZM95 193V194H96ZM107 193V192H106ZM123 193H125V192H123ZM127 193V192H126ZM129 193V192H128ZM130 193H131V191H130ZM130 193H129V195H130ZM170 193V192H169ZM185 193V192H184ZM207 193V192H206ZM214 193H215V191H214ZM30 194V193H29ZM35 194V193H34ZM61 194V193H60ZM62 194H64V193H62ZM69 194V195H70ZM74 194V193H73ZM83 194V193H82ZM86 194H88V193H86ZM94 194V195H95ZM100 194V193H99ZM102 194V193H101ZM113 194V193H112ZM133 194V195H134ZM188 194V193H187ZM187 194H186V196H187ZM201 194V193H200ZM205 194V193H204ZM203 194V195H204ZM50 195H51V191H50ZM55 195V194H54ZM59 195V194H58ZM72 195V194H71ZM85 195V194H84ZM106 195V194H105ZM111 195V194H110ZM122 196V194H118V196ZM123 195H126V194H123ZM189 195H190V193H189ZM188 195V196H189ZM197 195V194H196ZM235 195H234V197H235ZM39 196V197H40ZM56 196V195H55ZM67 196V195H66ZM81 196V195H80ZM96 196H98V195H96ZM100 196V195H99ZM117 196V197H118ZM127 196V195H126ZM157 196V195H156ZM159 196V195H158ZM185 196V195H184ZM199 197H201V195H198ZM209 196V195H208ZM232 196V195H231ZM38 197V198H39ZM64 197H65V195H64ZM69 197V196H68ZM78 197V196H77ZM90 197V196H89ZM104 197V196H103ZM107 197H109V196H107ZM111 197V196H110ZM115 197V196H114ZM130 197V196H129ZM128 197V198H129ZM134 197V196H133ZM182 197V196H181ZM227 197V196H226ZM230 197V196H229ZM42 198V199H43ZM55 198V197H54ZM66 198V197H65ZM69 198H72L71 196L69 197ZM120 198V197H119ZM136 198V197H135ZM138 198H139V196H138ZM141 198V197H140ZM160 198H161V196H160ZM160 198H158L157 197V199H160ZM184 198V197H183ZM187 197H185V199H186ZM204 198H205V200H206V197H205V195H204ZM204 198H203V200L201 199V198H199V199H201V201H199V199H198V201H199V203L200 202H203L204 201ZM232 198V197H231ZM60 199H61V197H60ZM63 199V198H62ZM79 199V198H78ZM87 199V198H86ZM121 200H122V197L120 198ZM130 199V198H129ZM134 199V198H133ZM45 200H44V202H45ZM50 200V199H49ZM75 200V199H74ZM83 200V199H82ZM104 200V199H103ZM109 200V199H108ZM114 200V199H113ZM120 200V201H121ZM126 200H127V197H126ZM131 200V199H130ZM137 200V199H136ZM135 200V201H136ZM139 200V199H138ZM141 200H143V199H141ZM144 200H146V199H144ZM143 200V201H144ZM155 200H156V198H155ZM187 200H189V199H187ZM40 201V200H39ZM51 201V200H50ZM61 201V200H60ZM73 201V200H72ZM72 201H70V203L72 202ZM76 201V200H75ZM111 201V200H110ZM124 201V200H123ZM142 201V202H143ZM160 202L162 201V199L161 200H159ZM195 201L197 202V200L195 199ZM194 201V202H195ZM52 202H53V200H52ZM63 202V201H62ZM67 202V201H66ZM65 202V203H66ZM84 202V201H83ZM87 202V201H86ZM91 202V201H90ZM117 202H118V200H117ZM137 202V201H136ZM141 202V201H140ZM140 202H138V203H140ZM141 202V203H142ZM145 202V201H144ZM153 202H154V200H153ZM163 202V201H162ZM191 202V201H190ZM206 202V201H205ZM46 203V202H45ZM59 203V202H58ZM69 203V202H68ZM76 203V202H75ZM108 203V202H107ZM111 203V205H112V203L113 202H110ZM119 203V206H120V202H118ZM129 203V202H128ZM150 203H152V201L150 202ZM156 203V202H155ZM184 203V202H183ZM182 203V204H183ZM207 203V205H208V202H206ZM44 204V203H43ZM47 204H48V202H47ZM51 204L52 203H50L49 202V207L51 206ZM60 204V203H59ZM79 204V203H78ZM83 204V203H82ZM81 203H80V205H82ZM117 204V203H116ZM115 203H114V205H116ZM125 204H126V202H125ZM137 204V203H136ZM143 204V203H142ZM145 204V203H144ZM162 204V203H161ZM177 204V203H176ZM192 204H193V202H192ZM197 203H195V205H196ZM200 204H202V203H200ZM205 204V203H204ZM210 204H212V203H210ZM228 204V203H227ZM53 205V204H52ZM60 205H62V204H60ZM64 205H66V204H64ZM69 205V204H68ZM92 205V204H91ZM96 205V204H95ZM127 205V204H126ZM125 205V206H126ZM129 205H130V203H129ZM148 205V204H147ZM156 205V204H155ZM189 206H190V204H188ZM206 205V204H205ZM47 206V205H46ZM77 206V205H76ZM145 205H143V207H144ZM153 206V205H152ZM152 206H151V208L150 209H152ZM159 206H161L160 204L158 205V207ZM166 206V205H165ZM164 206V207H165ZM185 206V205H184ZM197 206V205H196ZM200 206V205H199ZM204 206V205H203ZM209 206H211V205H209ZM224 206H226V204L224 205ZM244 206V205H243ZM53 207V208H52ZM62 207V206H61ZM70 207V206H69ZM69 207L67 208V207H65L66 209H68V210H70L71 209V207H72V204H71V207H70V209H69ZM79 207V206H78ZM110 207V206H109ZM116 207V206H115ZM124 207V206H123ZM135 207V206H134ZM141 207V206H140ZM139 207V208H140ZM150 207V206H149ZM154 207V206H153ZM169 207H170V205H169ZM173 207V206H172ZM195 207V206H194ZM227 207V206H226ZM241 207V206H240ZM248 207V206H247ZM63 209H64V207H62ZM83 208H85V207H83ZM111 208V207H110ZM163 208V207H162ZM161 208V209H162ZM200 208H202V207H200ZM205 208V207H204ZM208 208V207H207ZM222 208H224L223 206H222ZM51 209H52V213H54V214H56V216H57V218H59V220H60V218L61 219H63L65 222H66V225H68V226H71L72 228L74 227H76V225H75V222H72L73 220L72 219H69V217L67 218L66 217V219L64 218V216H62V213L60 212V209L57 207V206H51ZM73 209H74V207H73ZM78 209H81V208H78ZM87 209V208H86ZM98 209V208H97ZM120 209H121V206H120ZM123 209V208H122ZM187 209V208H186ZM191 209H193V208H191ZM209 209V208H208ZM212 209V208H211ZM231 209V208H230ZM229 209V210H230ZM234 209H236V208H234ZM240 209V208H239ZM65 210V209H64ZM75 210V209H74ZM74 210H72V211H74ZM93 210V209H92ZM129 210V209H128ZM132 210V209H131ZM139 210V209H138ZM147 210V209H146ZM181 210H182V208H181ZM194 210V209H193ZM191 211L190 210V212H195V211ZM210 210V209H209ZM241 210V209H240ZM71 211V210H70ZM78 211V210H77ZM80 211V210H79ZM100 211V210H99ZM118 211V210H117ZM121 211V210H120ZM148 211V210H147ZM150 211V210H149ZM156 211V210H155ZM158 211V210H157ZM168 211V210H167ZM184 211V210H183ZM198 211H200V210H198ZM202 211V210H201ZM200 211V212H201ZM205 211H207L206 209H205ZM216 211V210H215ZM48 212H49V210H48ZM90 212H92V211H90ZM90 212H89V214H90ZM96 212V211H95ZM94 212V213H95ZM159 212V211H158ZM186 212V211H185ZM204 212V211H203ZM202 212V213H203ZM209 212V211H208ZM207 212V213H208ZM227 212V211H226ZM237 212V211H236ZM240 212V211H239ZM65 213V212H64ZM77 213V212H76ZM83 213V212H82ZM88 213V212H87ZM105 213V212H104ZM113 213H114V211H113ZM119 213V212H118ZM128 213V212H127ZM132 213V212H131ZM139 213V212H138ZM154 213V212H153ZM179 213V212H178ZM188 213V212H187ZM196 213V212H195ZM202 213H199L200 215L202 214ZM213 213V212H212ZM225 213V212H224ZM241 213V212H240ZM66 214V213H65ZM69 214H70V212H69ZM79 214V213H78ZM84 214V213H83ZM88 214V217H90V215ZM96 214V213H95ZM99 214V213H98ZM103 214V213H102ZM122 214H123V212H122ZM134 214H135V212H134ZM140 214H141V212H140ZM149 214V213H148ZM159 214H162L161 212L159 213ZM165 214V213H164ZM169 214H171V213H169ZM175 214V213H174ZM215 214V213H214ZM68 215V214H67ZM92 215V214H91ZM104 215V214H103ZM124 215H125V213H124ZM129 215V214H128ZM139 215V214H138ZM152 215V214H151ZM172 215V214H171ZM194 215V214H193ZM192 215V217H194ZM199 215V216H200ZM205 215V214H204ZM212 215V214H211ZM221 215V214H220ZM52 216V215H51ZM75 216V215H74ZM79 216V215H78ZM81 216V215H80ZM84 216V215H83ZM95 216V215H94ZM122 216V215H121ZM130 216V215H129ZM135 215H133L132 217H134ZM144 216V215H143ZM164 216V215H163ZM166 216H167V214H166ZM182 216V215H181ZM185 216H188V215H185ZM198 216V215H197ZM208 216H210L209 214H208ZM207 216V217H208ZM224 216V215H223ZM239 216H240V214H239ZM238 216V217H239ZM88 217H86V218H88ZM100 217V216H99ZM101 217H103V216H101ZM126 217V216H125ZM128 217V216H127ZM131 217V218H132ZM141 217H142V215H141ZM145 217V216H144ZM148 217V216H147ZM162 217V216H161ZM184 217V216H183ZM202 217V216H201ZM245 217V216H244ZM72 218V217H71ZM85 218V219H86ZM105 218V217H104ZM120 218V217H119ZM118 218V219H119ZM146 218V217H145ZM185 218V217H184ZM226 218V217H225ZM228 218V217H227ZM237 218V217H236ZM75 219H77V218H75ZM79 219V218H78ZM77 219V220H78ZM90 219V218H89ZM95 219H97V218H95ZM133 219V218H132ZM141 219V218H140ZM168 219V218H167ZM169 219H170V217H169ZM191 219V218H190ZM197 219V218H196ZM210 219V218H209ZM229 219V218H228ZM250 219V218H249ZM249 219H248V221H249ZM62 220V221H63ZM100 220V219H99ZM102 220V219H101ZM136 220H137V217H136ZM135 220V221H136ZM148 220H150V219H148ZM153 220V219H152ZM191 220H194L193 218L191 219ZM205 220H206V218H205ZM242 220V219H241ZM247 220V219H246ZM61 221V222H62ZM79 221V220H78ZM78 221L76 222V223H78ZM85 221V220H84ZM83 221V222H84ZM91 221H92V219H91ZM97 220H95L94 222H96ZM143 221V220H142ZM165 221V220H164ZM168 221V220H167ZM172 221V220H171ZM176 221V220H175ZM185 221V220H184ZM217 221V220H216ZM239 220H237L236 222H238ZM245 221V220H244ZM243 221V222H244ZM64 222V223H65ZM80 222V221H79ZM102 222V221H101ZM107 222V221H106ZM116 222V221H115ZM114 222V223H115ZM151 222V221H150ZM160 222V221H159ZM179 222H181L180 224H181V226L184 224H182V221H179ZM188 222V221H187ZM192 222V221H191ZM195 222V221H194ZM204 222V221H203ZM207 221H205V224H207L206 223ZM212 222H213V220H212ZM225 222H226V220H225ZM232 222V221H231ZM86 223V222H85ZM100 222H98V224H99ZM109 223V222H108ZM119 223V222H118ZM130 223V222H129ZM128 223V224H129ZM145 223V222H144ZM177 223H178V221H177ZM196 223V222H195ZM80 224V223H79ZM84 224V223H83ZM82 224V225H83ZM95 224V223H94ZM93 224V225H94ZM128 224H126V225H128ZM132 224V223H131ZM139 224V223H138ZM155 224L157 225V223L155 222ZM171 224V223H170ZM176 224V223H175ZM190 224V223H189ZM203 224V223H202ZM201 224V225H202ZM228 224V223H227ZM243 224H245V223H243ZM261 224V223H260ZM86 225H87V223H86ZM90 225V224H89ZM109 225H110V223H109ZM151 225H152V223H151ZM156 225H155V227H156ZM168 225V224H167ZM199 225V227L201 226L200 224H198ZM197 225V226H198ZM210 225V224H209ZM223 225H225V224H223ZM232 225V224H231ZM238 225H240V224H238ZM248 225V224H247ZM262 225V224H261ZM79 226V225H78ZM100 226V225H99ZM101 226H103V222H102V225ZM111 226V225H110ZM113 226V225H112ZM144 226V225H143ZM180 226V225H179ZM196 226V225H195ZM196 226V227H197ZM211 226V225H210ZM214 226H215V224H214ZM220 226V225H219ZM237 226V225H236ZM241 226H243L242 224H241ZM245 226V225H244ZM250 226V225H249ZM65 227V226H64ZM81 227V226H80ZM80 227H79V229H80ZM88 227V226H87ZM86 227V228H87ZM119 227V226H118ZM118 227H116V228H118ZM141 227V226H140ZM146 227H148L147 225H146ZM174 227H176V226H174ZM234 227V226H233ZM71 228V229H72ZM93 228V227H92ZM126 228V227H125ZM139 228V227H138ZM171 228V227H170ZM186 228V227H185ZM191 228V227H190ZM201 228H202V226H201ZM205 228H206V225H205ZM232 227H230V229H231ZM240 228V227H239ZM249 228V227H248ZM261 228V227H260ZM81 229H82V227H81ZM87 229H90V228H87ZM140 229V228H139ZM160 229H162V228H160ZM174 229V228H173ZM176 229V228H175ZM193 229H194V227H193ZM197 229V228H196ZM207 229V228H206ZM228 229V228H227ZM244 229H245V227H244ZM263 229V228H262ZM77 230H78V228H77ZM91 230V229H90ZM98 230H100V229H98ZM102 230V229H101ZM100 230V231H101ZM104 230H105V227H104ZM122 230H123V228H122ZM121 230V231H122ZM158 230V229H157ZM167 230V229H166ZM202 230V229H201ZM209 230H210V228H209ZM212 230H213V228L211 229V231L210 232H212ZM235 230V229H234ZM237 230V229H236ZM239 230V229H238ZM241 230V229H240ZM252 230V229H251ZM73 231V230H72ZM79 231V230H78ZM82 231V230H81ZM84 231V230H83ZM93 231V230H92ZM100 231H98V233L100 232ZM118 231V230H117ZM129 231V230H128ZM160 231V230H159ZM179 231V230H178ZM182 231H185V230H182ZM181 231V232H182ZM190 231H191V229H190ZM190 231H188V232H190ZM198 231H200L199 229H198ZM207 231V230H206ZM217 231V230H216ZM223 231V230H222ZM226 230H224V232H225ZM233 231V230H232ZM244 231V230H243ZM242 231V232H243ZM245 231H247L246 229H245ZM264 231V230H263ZM137 232V231H136ZM156 232V231H155ZM154 232V230H153V232L152 233H155ZM167 232H169V231H167ZM176 233H177V231H175ZM204 232V231H203ZM214 232V231H213ZM230 232V231H229ZM234 232V231H233ZM236 232V231H235ZM238 232H240V231H238ZM237 232V233H238ZM248 232V231H247ZM251 232V231H250ZM75 233H78V232H76L75 231ZM121 233V232H120ZM150 233H151V230H150ZM158 233H163V231L162 232H158ZM157 233V234H158ZM166 233V232H165ZM176 233H175V235H176ZM184 233H186V232H184ZM220 233V232H219ZM236 233V234H237ZM245 233V232H244ZM81 234H82V232H81ZM84 234H85V232H84ZM87 234V233H86ZM105 234V233H104ZM109 234V233H108ZM112 234V233H111ZM123 234H124V232H123ZM167 234V233H166ZM166 234H165V236H166ZM181 234V233H180ZM183 234V233H182ZM187 234V233H186ZM193 234V233H192ZM191 234V235H192ZM196 234V233H195ZM89 235V234H88ZM87 235V236H88ZM119 235V234H118ZM141 235V234H140ZM145 235V234H144ZM156 235V234H155ZM184 235V234H183ZM190 235V234H189ZM205 235V234H204ZM208 235V234H207ZM216 235H217V233H216ZM227 235V234H226ZM256 235V234H255ZM264 235V234H263ZM91 236V235H90ZM92 236H94V235H92ZM98 236V235H97ZM101 236V235H100ZM99 236V237H100ZM120 236V235H119ZM148 236H149V234H148ZM152 236V235H151ZM150 236V237H151ZM169 236V235H168ZM172 236V235H171ZM177 236V235H176ZM187 236V235H186ZM185 236V237H186ZM221 235H219V237H220ZM236 236V238H237V235H235ZM239 236V235H238ZM244 236H245V234H244ZM258 236H260L261 237V235H258ZM96 237V236H95ZM108 237H110V236H108ZM127 237V236H126ZM141 237V236H140ZM157 237H160V236H157ZM163 237V236H162ZM191 237V236H190ZM218 237V238H219ZM222 237H223V235H222ZM227 239H228V237L227 236H225ZM241 237H242V235H241ZM259 237V238H260ZM104 238V237H103ZM114 238V237H113ZM174 238V237H173ZM183 238V237H182ZM181 238V239H182ZM195 238V237H194ZM199 238V237H198ZM224 238V237H223ZM230 238V237H229ZM233 238V237H232ZM235 238V239H236ZM242 238H244V237H242ZM249 238H251L250 236H249ZM262 238V237H261ZM264 238V237H263ZM93 239V238H92ZM106 239V238H105ZM109 239V238H108ZM149 239V238H148ZM158 239V238H157ZM161 240H162V238H160ZM172 239V238H171ZM178 239V238H177ZM177 239H175L176 241H177ZM203 239V238H202ZM205 239V238H204ZM211 239V238H210ZM239 239V238H238ZM107 240V239H106ZM110 240H111V238H110ZM115 240V239H114ZM165 240H167L166 238H165ZM174 240V239H173ZM184 240V239H183ZM182 240V241H183ZM188 240V239H187ZM191 240H195V239H191ZM196 240H199V239H196ZM226 240V239H225ZM237 240V239H236ZM250 240V239H249ZM260 240V239H259ZM96 241V240H95ZM122 241V240H121ZM134 241V240H133ZM163 241V240H162ZM178 241H180V237H179V240ZM200 241V240H199ZM198 241V242H199ZM207 241H208V239H207ZM239 241V240H238ZM244 241V240H243ZM242 241V242H243ZM251 241H254V240H251ZM101 242H103V241H101ZM136 242H138V241H136ZM168 242V241H167ZM174 242V241H173ZM189 242V241H188ZM224 242V241H223ZM231 242V241H230ZM235 242V241H234ZM237 242V241H236ZM245 242V241H244ZM263 241H261V243H262ZM112 243V242H111ZM115 243H116V241H115ZM123 243V242H122ZM121 243V244H122ZM171 243H172V241H171ZM176 243V242H175ZM178 243V242H177ZM181 243V242H180ZM190 243V242H189ZM197 243V242H196ZM202 243V242H201ZM210 243H211V241H210ZM213 243V242H212ZM216 243V242H215ZM219 243H221V241L219 242ZM254 243H256V242H254ZM258 243V242H257ZM256 243V244H257ZM120 244V243H119ZM129 244H130V242H129ZM134 244V243H133ZM133 244H132V246H133ZM139 244H142V242L140 243L139 242ZM153 244V243H152ZM156 244V243H155ZM158 244H159V242H158ZM169 244V243H168ZM182 244H184V243H182ZM181 244V245H182ZM193 243L191 242V245H192ZM198 244V243H197ZM223 244V243H222ZM226 244V243H225ZM241 244H244V243H241ZM240 244V245H241ZM253 244V243H252ZM255 244V245H256ZM115 245V244H114ZM125 244H123V246H124ZM128 245V244H127ZM162 245H164V243H162ZM167 245V244H166ZM185 245V244H184ZM196 245V244H195ZM199 245V244H198ZM205 245V244H204ZM214 244H212V246H213ZM239 245V244H238ZM239 245V246H240ZM249 245V244H248ZM259 245H261L260 244V242H259ZM258 245V246H259ZM171 246V245H170ZM172 246H173V243H172ZM197 246V245H196ZM207 246V245H206ZM218 246V245H217ZM227 246V245H226ZM246 246V245H245ZM131 247V246H130ZM140 247V246H139ZM168 247V246H167ZM166 247V248H167ZM176 247H177V245H176ZM175 247V250L177 249ZM179 247H180V245H179ZM183 247V246H182ZM186 247H187V244H186ZM191 247V246H190ZM190 247H188L189 248V250H190ZM193 247V246H192ZM201 247V246H200ZM249 247H251V246H249ZM262 247V246H261ZM260 247V248H261ZM157 248V247H156ZM160 248V247H159ZM165 248V249H166ZM184 248V247H183ZM194 248V247H193ZM211 248V247H210ZM214 247H212L211 249H213ZM220 248V247H219ZM218 248V249H219ZM242 248V247H241ZM253 248H255V246L253 247ZM128 249H129V247H128ZM148 249V248H147ZM163 249V248H162ZM181 249V248H180ZM199 249V248H198ZM217 249V250H218ZM221 249H223V247L221 248ZM234 249H236V248H234ZM233 249V250H234ZM239 249V248H238ZM243 249V248H242ZM263 249V248H262ZM144 250V249H143ZM145 250H146V248H145ZM185 250V249H184ZM194 250H196V249H194ZM202 250V249H201ZM206 250V249H205ZM209 250V249H208ZM214 250V249H213ZM212 250V251H213ZM229 250H230V248H229ZM241 250V249H240ZM247 250V249H246ZM264 250V249H263ZM261 251V252H264V251ZM140 251V250H139ZM151 251V250H150ZM193 251V250H192ZM191 251V252H192ZM197 251V250H196ZM195 251V252H196ZM218 251H220V250H218ZM243 251V250H242ZM252 251V250H251ZM142 252V251H141ZM146 252V251H145ZM153 252V251H152ZM166 252V251H165ZM178 252V251H177ZM185 252V251H184ZM188 252V251H187ZM211 252V251H210ZM232 252V251H231ZM246 252V251H245ZM254 254H255V252L254 251H252ZM144 253V252H143ZM176 253V252H175ZM183 253V252H182ZM182 253H180V254H182ZM189 253V252H188ZM215 253V252H214ZM221 253H223V252H221ZM235 253V252H234ZM248 253V252H247ZM257 253H258V251H257ZM257 253H256V255H257ZM196 254V253H195ZM194 254V255H195ZM212 254V253H211ZM219 255H221L220 253H218ZM230 254H232V253H230ZM243 254V253H242ZM218 255V256H219ZM225 255V254H224ZM233 255V254H232ZM237 255V254H236ZM245 255H248V254H246L245 253ZM163 256H165V255H163ZM183 256V255H182ZM188 256V258L190 257L189 256V254L187 255ZM205 256H207V255H205ZM234 256V255H233ZM262 256V255H261ZM176 258H177V256H175ZM199 257V256H198ZM204 257V256H203ZM212 257V256H211ZM216 257V256H215ZM215 257H213V259L215 258ZM221 257V256H220ZM229 257V256H228ZM232 257V256H231ZM238 257V256H237ZM242 257V256H241ZM240 257V258H241ZM244 257V256H243ZM259 257V256H258ZM257 257V258H258ZM191 258V257H190ZM208 258V257H207ZM209 258H210V256H209ZM225 258V257H224ZM223 258V259H224ZM233 258V257H232ZM239 258V257H238ZM254 258V257H253ZM261 258H263V257H261ZM163 259V258H162ZM181 259V258H180ZM192 259V258H191ZM205 259V258H204ZM227 259V258H226ZM245 259V258H244ZM182 260V259H181ZM189 259H187V261H188ZM195 260V259H194ZM198 260V259H197ZM196 260V261H197ZM228 260V259H227ZM237 260V259H236ZM235 260V261H236ZM241 260V259H240ZM254 260V259H253ZM252 260V261H253ZM179 261V260H178ZM183 262L182 263H184V261L185 260H182ZM190 261V260H189ZM200 261V260H199ZM213 261V260H212ZM214 261H215V259H214ZM218 262H221V261H219V260H217ZM242 261V260H241ZM251 261V262H252ZM263 261V260H262ZM151 262V261H150ZM238 262V261H237ZM249 262V261H248ZM247 262V263H248ZM260 262V261H259ZM178 263V262H177ZM181 263V264H182ZM195 263V262H194ZM206 263H207V261H206ZM226 263V262H225ZM225 263H222V264H225ZM231 263V262H230ZM241 263H243V264H245L244 262H241ZM261 263H263V262H261ZM157 264V263H156ZM178 264H180V263H178ZM186 264V263H185ZM189 264V263H188ZM196 264V263H195ZM201 264V263H200ZM217 264V263H216ZM229 264V263H228ZM235 264V263H234ZM258 264V263H257Z\"/></svg>", "mask_w": 264, "mask_h": 264}, {"label": "water", "instance_id": "95a60500", "mask_svg": "<svg viewBox=\"0 0 264 264\" xmlns=\"http://www.w3.org/2000/svg\"><path fill=\"white\" fill-rule=\"evenodd\" d=\"M205 25L207 26L208 24L206 23ZM10 47L11 45L8 36H1L0 33V75L4 78V83L0 84V94L5 93L4 95L14 92L8 83L11 80H15L13 79L15 73L12 71L13 68L9 66L4 59V57L7 56L8 51H10Z\"/></svg>", "mask_w": 264, "mask_h": 264}]
</instances>
